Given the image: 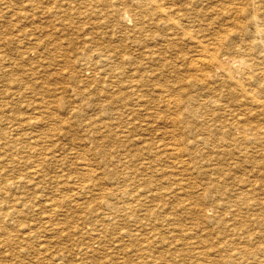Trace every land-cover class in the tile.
Masks as SVG:
<instances>
[{"label": "rangeland", "instance_id": "374dc122", "mask_svg": "<svg viewBox=\"0 0 264 264\" xmlns=\"http://www.w3.org/2000/svg\"><path fill=\"white\" fill-rule=\"evenodd\" d=\"M4 1L5 0H0V2L3 3V4L0 3V59H1L0 60V134H1L0 135V218H1L0 224L3 225V226L0 225V235H1V237H0V240H1V242H0V264H84V263L85 264H93L94 263L93 258H96L94 256L92 257L93 253H94L93 255H95V256H97L99 254L97 256V259H94L95 261L99 260V261L95 262L96 264H102V262L105 261L104 259H107V258H110L112 261H110L108 263L105 262L104 264H110V263H114V264H191L193 262H195L193 264H196L197 261H198L197 264H200V263H204L207 261V258H206L207 256L209 258L213 259V258H217L220 255L225 254V252L227 253L230 251V249L227 246L226 247L222 246L223 249H221V247H219L222 245V244H220V241L223 239L222 236L224 237V235L226 234V232H225V234L222 233L223 229H221V228H226L227 230H229L233 226L237 225V223H238V225H237L238 229H236V230H237V233H239V234L236 233L237 237L235 239H233L234 240L233 243H235V244H233V246L235 245L236 247H238V246L241 247V245L239 244L241 239L239 240L237 238H240L242 236L241 233H243V235L245 236V234H246L245 233L246 232L245 226H248V229L252 231V229H255V227L249 228V226H250L249 223L250 224L253 223V220L256 218L257 213L264 214V166H263L264 165V157H263V154H264V136H261V135H264V130H263L264 129V110H263L264 105H261V103H260L261 101L259 102V100H262V99L264 101V65H263L264 64V60H263L264 59V52H262V51H264V48H263L264 47V45H263L264 40H262L264 38L259 35V36H257V40H256V35H257L256 29H255L256 26H254V23L249 19L248 14H246V13H248V9H250V5H248V4H255L256 0H254V2H253V0H241L242 1L241 4H240V2H241L240 0L238 3L236 0H234V1H236L235 3L233 0H230V1L229 0H227V1L226 0L225 1L219 0V2H217V0H210V1L205 0L206 2L204 0H200L201 2H198L199 0L198 1L195 0L196 4L193 0H188V1H186V0H174V1L173 0H169V1L165 0L168 2V4H170V3L171 4L172 3L179 4L182 1H184V2H182L184 4H187V3L191 4L192 3L191 7H189V8L191 10L195 9L194 11L192 10L194 16L191 15L192 14L191 13L190 15H188V19H187L188 21L190 20L189 23L191 25H189V23L187 24L186 22L184 23V21H182V22L185 24L184 27L189 32L193 31V33H194L193 38H195V39L189 40L188 38H183V35H180V33H179L180 37L177 35L176 36L177 38H176L174 35H172L174 33V30H170V28H168L167 26L158 27L159 25H153L150 23V24H148V29L146 27L147 33L151 32V30H152V32L150 34L155 35L153 33V32H155L156 35H158L157 33H159L161 30V32L158 35L159 37L155 36L154 42L148 41L147 42L148 45L145 44L146 42H143V41H140L137 43L135 42V44H136L135 46H133L134 41L138 40V39H135V37H136L135 33L136 32L133 33L134 32L133 30H135V29H134V20L132 19L131 15L133 13L132 9L135 6L134 4H137L136 0H114V1L113 0H107V1L104 0L105 4L102 3L103 2L102 0H98L99 2L97 0H95V1L94 0H89V1L86 0L89 3L86 2L85 0H76L75 2H74V0H73V2L71 0V2L73 4L72 3L71 4H44L46 2H40L39 0H38V3H37V0H33L36 3H33L32 0H27V1L26 0L25 1L24 0H6L5 2ZM77 1L79 4L77 3ZM81 1H83V2H81ZM118 1H119V3H118ZM127 1H129L131 4ZM220 1H222V2H220ZM247 1H249V2L247 3ZM112 2H114V3H112ZM124 2L126 5L124 4ZM12 3H14V4H12ZM39 3H41V5ZM95 3L98 4V6ZM201 3L203 6L201 5ZM221 3H223V6L225 8L222 5H220ZM246 3L248 6L246 5ZM80 4H82L83 7ZM88 4H90L91 6L88 7L89 6ZM111 4L113 6H111ZM94 5L96 6L95 8H98V10H100V11L95 9L93 7ZM193 5H194V8H192ZM207 5H208V7L211 8V11H213V12L215 11V12L212 13L210 11V8L206 7ZM244 5H245V7H243ZM28 6H29V8H28ZM100 6H101V8H100ZM108 6L112 7V9L111 8L109 9ZM195 6L197 7V9L195 8ZM221 6H222V8H221ZM231 6L234 7V9ZM9 7H10V9H9ZM31 7H33V8H31ZM35 7H37V8H35ZM38 7H40V8H38ZM202 7H205V8H202ZM214 7H215V10H214ZM217 7H218V10L216 9ZM219 7H220V11H219ZM226 7H228V9H226ZM4 8H6V9H4ZM17 8L20 11L17 10ZM30 8H31V10H30ZM43 8L44 9L46 8V9L44 10ZM48 8H50V10ZM84 8H86L85 11H87V12L90 11L91 13L90 12L89 13L91 15L88 14L87 12L83 11ZM89 8H91V10ZM124 8H126L128 11L126 9L124 10ZM223 8L228 10V12H230V13L234 12V14L231 13L232 14L231 15L230 13L228 14L227 11L224 12L225 10ZM11 9L13 10V12L11 11ZM32 9H34V10H32ZM200 9L202 12L200 11ZM230 9L231 10L233 9V11H231ZM244 9H246L247 11ZM64 10H65V12H63ZM92 10H94V11H92ZM102 10H104V12H101ZM110 10H113V11H110ZM120 10H122V11H120ZM59 11H61L63 14ZM66 11L69 13H67ZM38 12H40L41 14L39 15ZM74 12H75V14H74ZM106 12H108V13H106ZM222 12H224V13L221 14ZM25 13L28 16L25 15ZM33 13L36 14L37 16H35ZM109 13H111V14H109ZM114 13H115V15H114ZM194 13L198 14L200 16L195 15ZM201 13H202V15H204L203 16L204 18L206 16L207 19L205 18V21H204V18L202 21ZM207 13H208V15H207ZM215 13H216V15H215ZM42 14H44L45 17ZM72 14H73V16H72ZM86 14H87V16L85 17ZM118 14H120V15H118ZM129 14H131V15H129ZM12 15H13V17H12ZM17 15H19V16H17ZM104 15H105V17H104ZM109 15L113 20L109 19L110 18ZM235 15H237V16H235ZM243 15H244V17H243ZM9 16H10V18H9ZM22 16H23V18H22ZM51 16L54 17L56 20L52 19ZM57 16L59 18L63 16L61 18L62 20L57 19L58 18ZM106 16L109 18H107ZM213 16H214V18L211 20V17H213ZM6 17H8V18H6ZM222 17H223V19H222ZM225 17H227V18H225ZM104 18H105V20H104ZM192 18H194V20H192ZM63 19H64V21H67V22H64ZM107 19L109 20L108 23H107ZM216 19H218V20H216ZM236 19L238 21H234ZM245 19L248 21H246L244 23ZM54 20L56 22L59 20H61V21L56 23ZM114 20H115V22H114ZM7 21H9V22H7ZM36 21H38V22H36ZM117 21L119 23H117ZM209 21H210V23H209ZM241 21H242V23H241ZM40 22L43 23V25ZM61 22H63V23H61ZM109 22H110V24H109ZM194 22H195V24H194ZM200 22H202V23L200 24ZM233 22H235L236 24ZM248 22L250 23V25L248 24ZM58 23L64 25V27L62 25H59ZM216 23H218V24H216ZM107 24H108V26H107ZM196 24L197 25L200 24V25H198V28H196L197 27ZM221 24H223L224 26H222ZM237 24H238V27L236 26ZM251 24H252V26H251ZM258 24H259L260 28L264 29V26L261 24V22H259ZM47 25L50 26V27L48 26L49 29L46 28ZM65 25H67L66 28H65ZM112 25L114 28H111ZM188 25H189V27H188ZM214 25L216 26L215 28L211 27ZM233 25H234V27H233ZM245 25H247V26L245 27ZM43 26L45 29L43 28ZM60 26H62L63 28ZM130 26L131 27L133 26V27L131 28ZM154 26H156L157 29H159V30H155L156 28ZM194 26H196V27H194ZM205 27H206V29H205ZM207 27H209V28H207ZM222 27H224V28H222ZM54 28H55V30H53ZM60 28H61V30H60ZM68 28H69V30H66V32H65L64 29H68ZM127 28L129 29L128 31H126ZM199 28H201L202 30ZM253 29L255 32L253 31ZM42 30H43L44 34H42ZM49 30L51 31V33L49 32ZM123 30H125V31H123ZM237 30H239V31H237ZM240 30L241 31L243 30L242 33H240L241 32ZM129 31H131L130 32L131 34L129 33ZM165 31H167V34ZM197 31H198V33H197ZM210 31L212 32V35L210 34L211 33ZM39 32H41V33H39ZM120 32H121V34H119ZM123 32H124V34H122ZM168 32H169V34H168ZM229 32H230V34H229ZM243 32H245V33H243ZM45 33H47L46 36H45ZM52 33H53V35H52ZM60 33H61V35H60ZM132 33H133V35L135 34V36H133ZM170 33H172V34H170ZM193 33H191V34H193ZM110 34H111V36H110ZM165 34L167 35L168 39L166 38ZM198 34L199 35L202 34V35H200L201 36L200 38H199ZM222 34L224 37L222 36ZM237 34H238V36H237ZM48 35H50V36H48ZM208 35L211 36V40H210V37ZM253 35H254V39H253ZM13 36H15V37H13ZM28 36H29V38L31 37L33 40L29 39V38L26 39V37H28ZM113 36H115V37H113ZM207 36H208V38H207ZM221 36L223 37L224 40L221 38ZM247 36H248V38H247ZM18 37H19V39H18ZM118 37H119V39H118ZM123 37L124 38L127 37L126 39H128V42L126 39H122ZM173 37H175V38H173ZM203 37H205L206 39L205 38L203 39ZM243 37H244V39H243ZM258 37H260L261 39ZM114 38H116V39H114ZM164 38L166 40H164ZM196 38H197V41L199 40L198 42L195 41ZM226 38H228V39H226ZM36 39L39 42L40 41L43 42L42 43L43 46H40L41 42L38 44V42L35 41ZM42 39H43V41H42ZM157 39L160 42H158ZM178 39H179V41H178ZM186 39H188V40H186ZM231 39H232V41H231ZM49 40H50V42H49ZM97 40H99V41H97ZM171 40L173 42H170ZM258 40H259V42L261 41L260 44H258ZM4 41H6V42H4ZM28 41L30 42V44ZM47 41L49 44L51 43V41H52V43L49 45V44H47ZM109 41H111V42H109ZM205 41H207L206 42L207 47H206ZM217 41L222 42L223 48H220V46L218 44H221V43L220 42L218 43ZM238 41H240V42H238ZM242 41H244V42H242ZM245 41H247V42H245ZM256 41H257V43H256ZM44 42H46L47 45ZM101 42H102V44H101ZM149 42L150 43L152 42V43L150 44ZM163 42H164V46H163ZM166 42H168V43H166ZM235 42H237L238 44H236ZM116 43H117V46L115 47ZM121 43H124L126 45V46L123 45V47H126V49L121 48L122 49L121 50L120 48H117L118 46L119 47L122 46ZM142 43H144L145 45ZM160 43H162V44H160ZM188 43H189V45H188ZM194 43H196V44H194ZM199 43H202V45L204 47L208 48L209 50L208 49L207 50L209 52L213 51V53H215L218 56H221L223 54L222 55L223 57H229L230 59L235 58L236 60H241L243 57V58H245V60L242 59L241 61H243L244 63H248V64L252 63V64H249V66L252 65L253 68H254V65L257 64V66H255L254 69L252 67H250L248 69V76H246V78H245V75L243 76L242 72L239 71V69L237 70L238 67L236 65L231 66L230 72L232 71L231 74L233 76V80H232V83L229 84L230 86H232V87H230L228 85V83H226V82L223 83L224 80L226 81V75H224V74L222 75L221 72L216 71L214 64L212 65L213 67L211 65L210 66H203L202 65V67L204 69L201 67V64H203L201 59L204 58V56H202L203 54L201 55V51H200L201 47H199ZM36 44H38L39 46L35 47ZM111 44L113 45V47ZM154 44H156V45H154ZM170 44H172V46ZM184 44H186V45H184ZM211 44H213V46ZM244 44L247 46V48ZM23 45H25V46L22 47ZM54 45L55 46L57 45V47L54 48L55 47ZM137 45H138V47H137ZM140 45L142 46V48L144 46V49H142ZM150 45H152L153 47L151 46V48H150ZM183 45H184V47L182 48ZM248 45H249V47H248ZM259 45L260 46L262 45L261 46L262 49L260 48ZM47 46L50 48H46ZM97 46L98 47L101 46L100 50H98L99 48ZM147 46H149V47L147 48ZM158 46H159V50L157 49ZM176 46H177V48H176ZM211 46L214 47V49ZM38 47H39V49H38ZM108 47L110 48L109 50H108ZM114 47L116 49H119V50H116ZM136 47H137V50L135 52ZM139 47L142 51L139 49ZM179 47H180L181 51H182V49H183V51H185V50L186 51L184 53L182 51L181 52L182 54H181ZM105 48H107V49H105ZM111 48H112V50H111ZM152 48L154 50H152ZM163 48H164V50H161ZM173 48L177 52H175V50ZM196 48H198V49H196ZM226 48H227V50H226ZM16 49H18L19 51ZM43 49L45 52H42ZM149 49L151 50V52L149 51ZM215 49L217 50V52L215 51ZM222 49H225V50H222ZM232 49H234V50H232ZM246 49H247V51H246ZM259 49H261V50H259ZM51 50H52V52H51ZM88 50H89V52H87ZM105 50H107V51H105ZM146 50L148 53H146ZM194 50H196V52ZM235 50H236V53L237 52L238 53L237 54L235 53L234 55H232L235 52ZM40 51L42 52V54L46 53V55H47V53H48L49 56L47 57L45 55V57H44V55L40 54L41 53ZM99 51L100 52L103 51V53H102L103 56L99 53ZM160 51H162V52L164 51L163 53L161 52L163 54L162 56H161V53H159ZM49 52H50V54H49ZM90 52L92 54L93 53L94 54L91 55ZM107 52H108V54H107ZM111 52L114 55H119V56H121L122 54L124 55L127 52L125 54V56L126 55H128V56L133 55V58H134V56L139 57V59H138V57L137 58L135 57L136 63H137V70H138L137 75L141 76V79H142L141 82L143 83V86H140L141 88H140L139 92L141 94L143 92H145V93H143V95H145L143 97H145L144 99L147 98V100H144L143 98H139L140 100L138 102H135L134 100L132 101L133 98H131V99L129 98V96H131V97H134V96H132L133 94H132V92H130L131 89L128 86L129 84L127 83L128 81L126 79L129 80L130 76L133 72L131 70L132 69L131 63L133 62V60L126 57L127 60L125 59L126 60L125 64L122 63L124 61H122L120 63L116 56H114V55L112 56ZM117 52H120V53H117ZM152 52L155 54L153 55ZM226 52H227V54H224ZM243 52H244V54H243ZM258 52H260L261 54H259ZM136 53H138V54H136ZM139 53H143L145 56L144 55L142 56V54H139ZM151 53H152V56L149 55ZM164 53L167 55H165ZM172 53H174V54H172ZM187 53L189 56L186 55ZM194 53L196 55H193ZM245 53H247V54H245ZM255 53L256 54L258 53V55L256 56ZM106 54L110 58V60H108V61L104 58V55H106ZM100 55H101V57H100ZM139 55H141V56H139ZM157 55L160 56L159 60L156 59ZM170 55H173V57H171ZM174 55H175V58H174ZM249 55H250V57H252V60L248 59ZM158 56H157V58H158ZM50 57L53 58L52 60L53 61L55 60L56 63L51 61ZM141 57H143V58H141ZM151 57H154V58H151ZM182 57L184 60L181 59ZM200 57H202V58H200ZM260 57H261V60H260ZM96 58H98L99 60ZM149 58L152 60L156 59L155 61L158 63H156L154 61L155 62V64H154V62L152 60H150ZM163 58L165 60H163ZM170 58H172V59H170ZM173 58H174V60H173ZM28 59L30 61H27ZM42 59H44V60H42ZM148 59L150 60L149 61L150 63L148 62ZM254 59L258 63H256V61ZM94 60L99 61L98 64H97V61L95 62ZM188 60H190V62ZM191 60L192 61L196 60V62H195L196 64H193L194 62H192ZM45 61H48V62L46 63ZM112 61H114V63ZM161 61H163V62H161ZM164 61H166L167 63ZM170 61L173 64H171ZM25 62H28V63L25 64ZM37 62H38V64H37ZM85 62H88L87 68H86L87 65L86 66L84 65V64H86ZM115 62H117V63H115ZM145 62L146 63L148 62V63L146 64ZM184 62H187V63H184ZM109 63H110V65H109ZM90 64H91V66L92 65L93 66L90 67ZM120 64H122L123 66ZM129 64H131V65H129ZM157 64H159V65H157ZM174 64H177V66L178 65L179 66L177 67ZM191 64L194 66H190ZM197 64L198 65L200 64V65L198 66ZM116 65L118 66V69H117V67H115ZM142 65H144V66H142ZM145 65L148 68L145 67ZM151 65L152 66L154 65V67H152ZM168 65H169V67H168ZM173 65H174V67H173ZM183 65H184V67H183ZM99 66H101V67H99ZM113 66L116 68V69L114 68V70H117V71L113 70ZM126 66H127V68H126ZM139 66L141 69L139 68ZM162 66L165 69L160 68ZM43 67H45V68H43ZM93 67H95V68H93ZM104 67L105 68L107 67L109 69L106 68L107 69V71H106ZM144 67H145V69H144ZM158 67L160 68V71H159ZM259 67H262L263 70H262V68H259ZM89 68H91V69H89ZM110 68H112V70ZM142 68L144 70L149 69V70H146L149 72L145 71L144 75H143ZM153 68H156V69H153ZM182 68H184V69L186 68V70L188 71V72L186 71L187 72L186 73L185 70L183 69L185 72V75H182L184 73ZM192 68H194V69H192ZM197 68H200V69H197ZM201 68L203 69V71ZM95 69L97 70V72H95L96 71ZM166 69H169V70H166ZM98 70L101 71L102 74L101 73L99 74ZM254 70H255V72H254ZM258 70L259 71L261 70L260 71V72H262L261 75H260V72ZM32 71H34V72H32ZM36 71H38V72H36ZM109 71L110 72L112 71L115 74L112 72L110 73ZM119 71H120V73H119ZM127 71L128 72L132 71V72L128 74ZM139 71H141V72H139ZM152 71H155V72H152ZM164 71L166 72V74L164 73ZM201 71L203 72L202 76L200 74V73H202ZM126 72H127V74H126ZM169 72H170V74H169ZM239 72H240V74H239ZM145 73H148L149 75H145ZM116 74H119V75L116 76ZM140 74H142L143 76ZM194 74H196V75H194ZM212 74H215V75H212ZM251 74L254 76H252ZM72 75H74V76H72ZM112 75L114 76L113 78H112ZM179 75L183 76V77H181V80H180ZM92 76H93V78H92ZM122 76L123 77L125 76V78H123ZM145 76L148 80L146 78H144ZM178 76H179V80H178ZM210 76L211 77L213 76V78H211ZM159 77L162 78V80ZM224 77H225V79H224ZM251 77L253 78L252 80H251ZM257 77H259V78H257ZM86 78H87V80H86ZM101 78H103V79H101ZM106 78L108 81L106 80ZM121 78H123V79H121ZM186 78H187V80H186ZM194 78H196V79H194ZM201 78L204 79L206 82L209 81V83L204 82ZM217 78H219V79L217 80ZM93 79L95 81H93ZM116 79L117 80L119 79L118 81H120V84H119L120 86L117 84L118 82ZM165 79H166L167 84L162 82ZM123 80H125V81H123ZM154 80L155 81L158 80V82L155 83ZM199 80H201V81H199ZM215 80H216V82H215ZM240 80H242L241 81L242 83H240ZM109 81L111 82V84L108 83ZM147 81H148V83L152 84L154 87L152 85L148 84ZM167 81H170V83ZM197 81H199V83H197ZM210 81H211V83H210ZM145 82H146L147 87L145 85ZM173 82L176 84H174ZM248 82H250V83H248ZM104 83L105 84L108 83L109 86H106L107 84L103 85ZM124 83H126V85H124ZM161 83H163V84H161ZM201 83H202V85H201ZM203 83H204V85H203ZM255 83H257V85ZM113 84L116 86H114ZM155 84H157V85L155 86ZM111 85L113 86V88L115 87L116 90L112 89ZM159 85H161V86H159ZM164 85L167 87V89L172 90L173 87H174L173 90L176 88L177 89L174 90L175 91L174 93H172L173 90L171 92V90L165 89L166 87ZM193 85H195V87ZM200 85H201V87H200ZM219 85H221V86H219ZM250 85H252V86H250ZM83 86H86V87L88 86L87 87L88 90L86 88H84ZM102 86H103L102 89H103V91H105V93H103V91L100 90ZM157 86H158V88H157ZM204 86H206V87L209 86V87L206 88ZM242 86L243 87L245 86V87L243 88ZM246 86L251 88V89L246 88ZM95 87H97V88H95ZM144 87H146V88L144 89ZM151 87H153V89L154 88L155 89L152 90ZM162 87H165V88L163 89ZM184 87H186L187 89ZM82 88H84V90ZM107 88L112 93H110L107 90ZM188 88H189V90H188ZM213 88H214V90H213ZM252 88H254V89H252ZM81 89L83 91H81ZM94 89L95 90L97 89L96 94H95ZM233 89H234V91L232 92V94L234 96L230 93ZM241 89H243V90H241ZM99 90H100L101 94L99 93ZM127 90H129V91H127ZM146 90H150V91H146ZM198 90H201V91H198ZM203 90H204V92H202ZM211 90L213 91V93ZM252 90L255 92L253 93ZM256 90L258 91L257 94H256V92H257ZM151 91H153L155 94L153 92H152L153 93L152 94ZM163 91H165L167 94ZM169 91L171 93H168ZM223 91L226 93L229 91L230 92L226 95V93H221ZM235 91L237 92L236 96L234 93ZM81 92H83V93H81ZM176 92L178 94H176ZM199 92H201V93H199ZM209 92H211L212 94H210ZM259 92H260V94H259ZM89 93H91V94L89 95ZM120 93H121V96H120ZM159 93L160 94L165 93L166 96L163 98V96H162L163 94H162L161 97H159L160 96ZM189 93H190V95H189ZM92 94H94V95H92ZM107 94H109V96ZM127 94H130V95H127ZM170 94H171V96H170ZM180 94L183 96L185 94L186 95L188 94V95L187 96L185 95L183 97ZM193 94L194 95L196 94V95L194 96ZM209 94L212 97H210ZM217 94L221 98L220 100H219V97H217L218 96ZM220 94H222L223 96ZM244 94H246V95H244ZM91 95L96 97V99L91 98L92 97ZM106 95H107V97H106ZM146 95H149V96H146ZM156 95L158 98L156 97ZM203 95L205 98L203 97ZM110 96L113 98H111ZM150 96H154V97H150ZM167 96L170 99L172 98L171 100L174 103L175 102L178 103L177 100L179 101V99L182 101H185V98L187 100H192L191 102L189 101L190 102L189 107L191 109V107L194 106L191 109V111L192 112L194 111V112L193 113L191 112L189 114H183V116L184 115L186 116V117L184 116L185 118L183 116L180 117L179 116L180 112L177 111L176 107H174V103L173 102L168 103V102H166L167 100L164 101L166 98H168ZM119 97L121 98V100L125 104L120 100ZM126 97H128L130 99V100H128L130 103V106H129V103L127 101L128 98H126ZM148 97H150V99L153 101H151V100L148 101ZM192 97H194V98H192ZM222 97H224V99ZM237 97L240 99H238ZM125 98H126V100H125ZM249 98H250V101L252 103L249 101ZM107 99H111V100L113 99V100L112 101H106ZM155 99L156 100L158 99V101H156ZM227 99H229L227 102L228 104L226 103ZM194 100H195V102H193ZM202 100H203V103H202ZM205 100H207V102ZM163 101L166 103H164ZM263 101H262V104H264ZM109 102L110 103L113 102L116 105H113V104L108 105ZM121 102L123 104H121ZM143 102H144V105H143ZM179 102H181V101H179ZM217 102H218V104H217ZM239 102H241V103L239 104ZM139 103L142 106H144V108ZM193 103H195V105ZM133 104L134 105L136 104V105L134 106ZM180 104L182 105V103H180ZM117 105H119V106H117ZM125 105L127 107H125ZM145 105H147V106L151 105V106H150V108H146ZM152 105H153V107H152ZM154 105H156L155 108H154ZM165 105H168V106H165ZM247 105H249V106H247ZM254 105H256V106H254ZM49 106H50V109H48ZM132 106L135 109L138 107L135 112H134L135 109H133ZM139 106H140V108H139ZM164 106L166 107V110L164 109ZM212 106H215V107L213 108ZM216 106H218V107L216 108ZM236 106H238V108ZM115 107H116V109H115ZM122 107L124 109H120ZM128 107H129V110H128ZM211 107L215 110L212 111L213 109ZM255 107L257 108L258 111L255 109ZM105 108L108 110H106ZM151 108H153V110H154L153 112H155V113H153L152 111H151L152 114L149 113L150 112L149 109L152 110ZM234 108L235 109L237 108V109L235 110ZM160 109L163 110V112H165V113H163ZM196 109H198L199 111L200 110H202V111L199 112ZM231 109H233V110H231ZM240 109L241 110L245 109V110H248L250 112L244 110V114H243V112H241ZM115 110H117L116 116L114 115ZM127 110H128V113L126 114ZM131 110L133 113L129 112ZM142 110H144V111H142ZM206 110H207V112H206ZM108 111L110 112L108 114L109 117L107 116ZM118 111L120 112V115H119ZM160 111L162 112V114H164L163 116H162ZM174 111H175V113H174ZM143 112L146 116H144ZM171 112H173L174 115H172ZM236 112H238V113H236ZM246 112L249 115H247ZM141 113H142V115H141ZM197 113H199V116ZM215 113L218 116L220 115V117L217 118L218 116L215 115ZM104 114H105V116H104ZM135 114L138 116H136ZM221 114H223V116ZM239 114H240V117L238 116ZM255 114H258L259 116L255 115ZM140 115H141V117H140ZM148 115H149V117H148ZM166 115L168 117L170 116L171 118L169 117L167 119ZM208 115H209V117H208ZM241 115L244 116L243 118L245 120L243 118H241L242 117ZM262 115H263V117H262ZM117 116H118V119H117L118 124L122 120V122L120 123L121 125H123L124 127H125V125L127 127H130L132 125V129H131V127L124 129L123 126H120L117 123H115L116 122L115 119L117 118ZM124 116H127V117L129 116V118L124 117ZM135 116H136V118H138V121L136 118H134ZM177 116L180 117L179 118L180 120L179 119L176 120ZM194 116H196L197 118H195ZM210 116H212V117H210ZM226 116H227V119H225ZM228 116H230L231 118ZM253 116H254V119L252 118ZM255 116H258L262 119L255 117ZM158 117H160V118H158ZM162 117H164V118H162ZM165 117H166V119H165ZM132 118L134 120H132ZM221 118H223V119H221ZM34 119H36V121ZM123 119H126V120H123ZM150 119H151V121H150ZM181 119H185V120L183 121ZM195 119H197V120H195ZM198 119L202 120V121L200 122ZM215 119L218 121L220 119L219 124H217L218 122ZM233 119H234L235 123H233L234 121L232 122ZM247 119H249V122ZM28 120H30V122ZM155 120H157V121H155ZM192 120L194 121V123H192L193 122ZM208 120H209V122H208ZM223 120L224 121L226 120L225 123H222V122H224ZM260 120H261L263 126L261 125ZM21 121H23V122H21ZM133 121H134V123H133ZM135 121H137L136 122L137 124L135 123ZM139 121H140V123H139ZM152 121L154 123L156 122L155 125H153L154 123ZM170 121H172L173 124ZM175 121L176 122L178 121L177 124ZM181 121L183 123H185V122H187V123H185L183 125V123L182 124L180 123ZM210 121H211V123H210ZM245 121L248 123H246ZM250 121L254 122V123H250ZM32 122H34V123H32ZM124 122H126V123H124ZM145 122H147V123H145ZM162 122H163V124H161ZM202 122H204V123H202ZM25 123H27V124H25ZM103 123H106V124H103ZM110 123H111V125H110ZM149 123H152V124L150 125ZM188 123H191V124H188ZM208 123H210V124H208ZM220 123H221V125H220ZM230 123L232 124V126H228V125H231ZM237 123H239V124H237ZM35 124H38V125H35ZM199 124H201V125L203 124L202 127L203 128L205 127L206 129L205 128L203 129L202 127H200L201 125H199ZM205 124H207V125H205ZM211 124H213V125H211ZM214 124H216V125H214ZM246 124L249 125V131L250 132L248 131V126H245ZM18 125H19V127H18ZM26 125H27V127H26ZM99 125H101V126H99ZM137 125L139 128H136ZM143 125H145V126H143ZM159 125L161 126L162 131H161V128ZM163 125H165V126H163ZM170 125H171L173 130L171 129V127H169ZM188 125H189V128L187 130L190 132L189 142L190 141H191V143L193 142V145L196 143V146L194 145L195 148L191 143L187 142L185 144L184 143L180 144V142L178 141V139L180 138L179 136L181 134L180 132L182 131V129H184L185 126H188ZM192 125H193V127H192ZM238 125H241V126H238ZM29 126H31V127H29ZM134 126H136V127H134ZM148 126L149 127L152 126L151 128H149V131L147 130ZM213 126H214V128H212ZM106 127L107 128L109 127V129L111 128L112 130L111 129L105 130ZM133 127L135 128V130ZM145 127H146V129H145ZM233 127L236 130H234ZM13 128H14V130H13ZM15 128H17V130H16L17 132L15 131ZM102 128L105 132L103 130H101ZM116 128H118L119 130ZM196 128H198V129L196 130ZM215 128H217L220 131H218ZM240 128H243V130ZM98 129L101 133L98 131ZM140 129L143 131H141ZM156 129H157V131H159L160 135L158 134ZM164 129H166V130H164ZM168 129L171 130V133H169L170 131ZM179 129H180V131H179ZM193 129L196 131V133H198V136H196L197 138L195 137V135H196L195 131L193 133ZM222 129H223V132H222ZM136 130H137V132H136ZM145 130H147L148 132H150V130H151V132L148 133ZM163 130H164V132H163ZM224 130H225V134H224ZM229 130H230L231 134L228 133ZM232 130L238 131V132L234 133V131H232ZM240 130H241V132H240ZM111 131H113V133H115V134H112L113 136L111 135V133H112ZM121 131L124 133H122ZM155 131L157 132V134H155ZM176 131H177V133H176ZM96 132H99V133H96ZM128 132H130L129 134H131V132L134 134L129 135ZM205 132L206 133L208 132V134H206ZM217 132H219V133H217ZM232 132L235 134V136ZM258 132H260L261 135ZM12 133H14V134H12ZM92 133H93V135H92ZM105 133H106V135H104ZM117 133L118 134L122 133L123 135L122 134L118 135ZM161 133H163V134H161ZM167 133H169V134H167ZM178 133H180V134H178ZM191 133L193 134V138L195 139V140L193 139L194 141L192 140V134ZM200 133H202V134H200ZM238 133H240L239 137H238ZM249 133H250V135H249ZM30 134H31V136H30ZM95 134H96V136H95ZM145 134H146V137H143V136H145ZM149 134H152V135H149ZM172 134H174V136ZM252 134H254V135H252ZM114 135H116L115 136L116 138L114 137ZM134 135L136 137L138 135L139 137L136 138ZM147 135H148V137H147ZM158 135H159V137H158ZM205 135L209 139L206 138ZM246 135H249V136H246ZM257 135L259 136V139H258ZM140 136H141V138L143 137V140L146 139L145 140L146 142L143 141L140 138ZM152 136H154V137H152ZM162 136H163V139H162ZM167 136H168V138H167ZM245 136H246V138H245ZM252 136H254V137L252 138ZM157 137H158V139L160 138L161 141L158 142ZM165 137H166V139H165ZM174 137H176V138H174ZM198 137H200V138H198ZM212 137H213V139H212ZM224 137L226 140L225 139L222 140ZM217 138H218V140H217ZM248 138H250V140ZM120 139L121 140L123 139V140L121 142H119L118 140H120ZM131 139H132L133 143L131 142ZM173 139L176 140V142L178 141L179 151L177 150V151L167 152V154H165V155H166V157L170 156V158H169L170 160H168V159L166 160L165 155L161 154L162 155L161 156L159 154H160V151H162V152L165 151L166 148L163 147L165 145V143L166 144L168 142L172 143V141H174ZM232 139H234V140H232ZM252 139H253V142H252ZM255 139L257 142L256 141L254 142ZM138 140H140V141H138ZM196 140H197V142H195ZM201 141H203V142H201ZM234 141L236 143H238L239 141H241V142L236 145V143ZM249 141L252 142L254 145L252 143H249ZM129 142H131V143H129ZM152 142H154V143L152 144ZM205 142H206V144L208 143V145H209L208 147H205L206 144H203ZM214 142H215V144H213ZM216 142H218V143L216 144ZM197 143H199V144H197ZM220 143H222V145ZM233 143H235V145ZM241 143L244 146L241 145ZM258 143H260V144H258ZM142 144H144V145L142 146ZM150 144L152 147L147 146ZM159 144H161V148H160ZM182 144H184V145H182ZM223 144H226V145L224 146ZM227 144H229V145L231 144L230 147ZM250 144H251V146H250ZM130 145H131V147H130ZM146 146L148 148H152V149L151 150H149L148 148L146 149ZM157 146H159V148H157ZM201 146H202V148H201ZM215 146H216V148H215L216 150L214 149ZM222 146H223V148H222ZM237 146H239L241 148H238ZM144 147H145L146 151H149V152L151 151L150 154H149V152L145 153ZM184 147H185V149H183ZM203 147H205V148H203ZM248 147L250 149H248ZM253 147H255V149ZM139 148L141 149V151H138ZM235 148L237 149V152H236ZM153 149H155L154 152H153ZM193 149L195 150V152L192 151ZM221 149H223L222 152H221ZM251 149H253V150L251 151ZM189 150H191V151H189ZM199 150L201 151V154H200V152H198ZM207 151H209V152L206 153ZM210 151H212L213 153ZM242 151L244 153L245 152L246 153L244 154ZM253 151H254L255 155H253L254 154ZM181 152H182L181 155H183V156L180 155ZM217 152H219V153L217 154ZM238 152L240 153V155H238L239 154ZM257 152H259L261 154L259 155V153H257ZM134 153H136V156L138 154L140 156L138 155V157H135ZM147 153H148V155H147ZM191 153H192V155H191ZM228 153H229V155H228ZM174 154H175V156H174ZM209 154H212L213 156L209 155ZM219 154H221L222 156ZM224 154H227V155H225V156H227L226 158H225ZM241 154H243V155L241 156ZM204 155H207V156L209 155V156L207 157ZM233 155H234V157H233ZM141 156L147 157V158H142ZM172 156H174V157H172ZM202 156H204V157H202ZM219 156H221V157H219ZM185 157H187V158H185ZM189 157H191V159ZM217 157H218V159H217ZM229 157H231V158H229ZM258 157L259 158L262 157V158L258 159ZM153 158L155 159V161ZM180 158L181 159L184 158V159L181 160ZM202 158L205 160H203ZM219 158L220 159L222 158V160H220ZM157 159L158 160L160 159L161 161H156ZM194 159H196V160H194ZM210 159L212 160L213 163L214 162L215 163L214 164L211 163ZM231 159H234V160H231ZM151 160L153 162H151ZM206 160L209 162L207 163ZM143 161H146V162L149 161V163L147 162L149 165H147V163L143 162ZM162 161H164L163 162L164 165L161 163ZM180 161H183V162L180 163ZM184 161H186V162L184 163ZM190 161H191V164H189ZM196 161H200V162L198 163ZM204 161H205V163H203ZM150 162H151V164H150ZM261 162H262V164H261ZM157 163L159 164V167H158ZM187 163H188V165H187ZM219 163H221V164H219ZM223 163H224V165H223ZM225 163H226V165H225ZM178 164L181 167L177 166ZM194 164H196V165H194ZM205 164H207V165L205 166ZM227 164L229 166H227ZM144 165H146L147 167ZM150 165H152L151 168H150ZM191 165H194V166H191ZM210 165H211V167H213V169L210 167ZM83 166H85V168ZM161 166H165V167H161ZM218 166H219V168H217ZM221 166H223V167H221ZM144 167H146V169ZM153 167H155V169L157 167V169L155 170ZM167 167H168V169H167ZM178 167H179V169H178ZM190 167H192V168H190ZM205 167H207L209 169H207V168L205 169ZM214 167L216 168V170L214 169ZM148 168L150 169L151 173L149 172ZM173 168L175 170L176 169L177 170L175 171ZM193 168L194 169L198 168V169L194 170ZM200 168H202L203 170H201ZM180 169L182 170V172ZM225 169L227 170L226 172H225ZM151 170H154V172ZM187 170H188V172H187ZM208 170H210V171H208ZM165 171H166V175H164ZM203 171L204 172L206 171V172L204 173ZM168 172L169 173L171 172V173L169 174ZM176 172H177V174H174ZM209 172H210L209 175L212 177H210L208 175V178H206L205 176H207L206 174H208ZM159 173H161V174H159ZM178 173H180V175ZM149 174L150 175L152 174L153 178L151 176L149 177ZM156 175H158V176H156ZM175 175H177V177ZM184 175H185V177H184ZM178 176H179V178H178ZM181 176H182V178H181ZM157 178H159V179H157ZM150 179H152V180H150ZM210 179H211V181L209 182ZM222 179L225 181H222ZM248 179H250V180H248ZM213 181H214V184H213ZM219 181H220V183H218ZM222 182H224V183H222ZM210 183L213 186H211ZM247 183H250V186H249V184L247 185ZM254 183L255 184L257 183L258 185L257 184L255 185ZM221 184L222 185L224 184V187H226V188H224ZM206 185H208V186H206ZM259 185H261V186L258 187ZM88 187H89V189H88ZM248 187L250 188L249 190H248ZM252 187H253L254 191L251 190ZM80 188H82L84 190L82 191V189H80ZM203 188H204V190H203ZM221 188H222V190H219ZM245 188H247V189H245ZM213 189L215 192L213 191ZM223 189H227V190H223ZM261 189H262V191H261ZM244 190H245V193L243 192ZM259 190H260V192H258L259 194L258 193L256 194V192ZM85 191H86V193H85ZM209 191H211V192L209 193ZM219 192L224 193V195L227 196L228 198L222 194L220 195ZM241 193H242V195H241ZM176 194H178V195H176ZM209 194H211V195H209ZM133 195H135L136 198ZM202 195H204V196H202ZM222 196H224V197H222ZM198 197H200V198L203 197L202 203H200V204L198 201V200H200V198L198 199ZM229 198H230V201H229ZM232 200H233V202L234 201H236V202L232 203L231 202ZM133 201H134V203H133ZM197 202H198V204H197ZM230 203H232L231 204L232 206L230 205ZM261 203H263V205H261ZM239 204H241V205H239ZM187 205L189 207H186ZM254 205H256V206H254ZM195 206H196V208H194ZM227 206H229V207L231 206L232 209L227 207ZM243 206L246 208V210H245V208H243ZM130 207H133V208L131 209ZM235 207L237 209H235ZM238 207H239V209H238ZM122 208L123 209L125 208L124 210L128 211V212L125 211L126 215H127V213L130 214V215H127L126 220L123 219V217L126 218V215L120 213ZM201 208H204V209H201ZM251 208L254 210L251 211L250 210ZM115 210L117 212H115ZM130 210H132L131 211L132 214H131ZM257 210H259V212H257ZM219 212H220V214L218 216ZM215 214H217V215H215ZM128 216H131V217L129 218ZM204 216H206V217H204ZM115 217H116V219H114L115 221H113V218H115ZM211 217L214 219H211ZM2 218L4 221H2ZM118 218L119 219L121 218L122 220H125V221L119 220ZM249 218H251V219H249ZM236 220H238V221L236 222ZM116 221H117V223L120 224L121 227H124V228L126 227L127 229L134 230L135 232H133V231L132 232L136 233V236L134 238H132L130 241L126 240V238L125 239L123 238L124 240L121 242L120 246L117 249H115L113 247L111 242H109V245L107 243L106 247H109L108 248L109 250H111L110 248H112V247L114 248V253H113V249H112V251H111L112 254L109 255V254L105 253V251H101V250H104V248L102 249V247L101 248L99 247V240L97 239V236H98V234H101L104 232V230H106L110 237L112 236L114 238H118L119 235L115 229ZM214 221L217 222V224ZM1 222H3V223H1ZM113 222H115V223H113ZM127 222L129 224H125ZM219 222H221V224H223V226L219 225L220 224ZM223 222L229 228L225 227L224 226L225 224ZM230 223H231L232 227H230L231 226ZM112 224H113V226H112ZM217 226H219V227H217ZM96 228H99V229H96ZM182 228H184V230ZM216 228L218 229V231L220 229V231H219L220 233L217 231ZM180 229H182V231ZM213 229L214 230L216 229V230L214 231ZM201 230L203 231V233ZM211 231H213L214 233L213 232L211 233ZM184 232L185 233L187 232V233L184 234ZM194 232H196V233H194ZM180 233H181V235H180ZM193 233H194L195 237H194ZM207 233H210V234L208 235ZM216 233H217V235H216ZM88 234H89V236H88ZM213 235H214V237H213ZM229 235L232 236V231ZM184 236H186V237H184ZM215 236H218V237H215ZM182 237L185 240H183ZM190 237H191V239H190ZM206 237L207 238L209 237V238L207 239ZM232 237L234 238V235ZM199 239L201 242H199ZM258 239H257L258 241H256V242L253 241L254 245H250V247L251 246L254 247L255 245L258 247L263 245V247H264V241H263L264 238H258ZM182 240H183V244L181 243ZM203 240H205L206 242H204ZM215 240H216V242H215ZM202 241L204 242L203 244H202ZM236 242H239V243H236ZM191 244H193V245L195 244V246L193 247ZM197 244H198V247H200L201 249L200 248L198 249ZM241 244H243V243H241ZM208 245L209 246L211 245L210 249H212V247L214 249L216 246L215 249L218 248L221 251L218 249L217 250L214 249L215 251L213 249H212L213 251L205 249V248L209 249V247H207ZM87 246L90 247L91 250L92 249L93 250L91 251L90 248H88ZM187 246H191V247H187ZM196 247H197V249H196ZM86 248H88V252L85 250ZM192 248H193V251L190 250ZM194 248H195V250H194ZM202 248H204V249H202ZM94 249H96V251ZM224 249H226L227 251ZM201 250L205 254L204 253L203 254L196 253V252L202 253ZM82 251L83 252L86 251L85 256H84V253ZM205 251H207L208 255H206L207 253ZM100 252H102V253H100ZM216 252H219V253H216ZM88 253H89V255H88ZM259 253L262 254L263 252L262 251L256 252V254L258 256H259ZM103 254H106V255H103ZM216 254H217V256H215ZM80 256H81V258H80ZM83 256L85 259L83 258ZM101 257H103V258L101 259ZM100 261H102V262H100Z\"/></svg>", "mask_w": 264, "mask_h": 264}, {"label": "bare ground", "instance_id": "6f19581e", "mask_svg": "<svg viewBox=\"0 0 264 264\" xmlns=\"http://www.w3.org/2000/svg\"><path fill=\"white\" fill-rule=\"evenodd\" d=\"M5 1H6V0H5ZM5 1H4V2H5ZM24 1H25V0H24ZM26 1H27V0H26ZM32 1H33V0H32ZM39 1H40V2H46V3H44V4H71V3L73 2V0H72V2H71V0H39ZM75 1H76V0H74V2H75ZM85 1H86V0H85ZM88 1H89V0H88ZM88 1H86V2H88ZM94 1H95V0H94ZM94 1H93V2H94ZM97 1H98V0H97ZM102 1H103L102 3H104V0H102ZM106 1H107V0H106ZM106 1H105V2H106ZM113 1H114V0H113ZM136 1H137V4H134L135 6H134V8L132 9V10H133L132 15L129 14V15H131L132 19L134 20V29H135V30H133V29H132V30L134 31L133 33L136 32V33H135V34H136L135 39H138V40H135V41H134V45H133V46L136 45L135 42L137 43V42H140V41L146 42L145 44H147V45H148V43H147L148 41H153V42H154V40H155L154 37H155V36H158L159 33L161 32V30H160L159 33H157L158 35H156L155 32H153L155 35L150 34V33L152 32V30H151V32L148 31L149 33H147L148 24H150V23L153 24V25H159L158 27H161V26L165 27V26H167L168 28H170V30H174V33H173V34L170 33V34L174 35L175 37H176L177 35L179 36V33H180V35H183V38H188L189 40H191V39L194 40V39H195V38H193V35H194L193 31H192V32L190 31L191 33H193V34H191V33H190V32L184 27V26H185L184 23L186 22V23L188 24L189 21H190V20H189V21L187 20V19H188V15H190L191 13H192L191 15H193L192 10H193V11L195 10V9H192V10H191V9L189 8V7H191L192 3H191V4H190V3H189V4H188V3H187V4H184V3H182V2H184V1H182V2H181L182 4H181V3H179V4H174V3H172V4H171V3L168 4V2L165 1V0H136ZM168 1H169V0H168ZM173 1H174V0H173ZM186 1H188V0H186ZM193 1L195 2V0H193ZM197 1H198V0H197ZM204 1H205V0H204ZM209 1H210V0H209ZM224 1H225V0H224ZM226 1H227V0H226ZM229 1H230V0H229ZM233 1H234V0H233ZM236 1H237V3L239 2V0H236ZM236 1H234V3H235ZM240 1H241V0H240ZM12 2H13V1H12ZM16 2H17V1H16ZM29 2H30V1H29ZM81 2H83V1H81ZM98 2H99V1H98ZM120 2H121V1H120ZM127 2H129V1H127ZM134 2H135V1H134ZM198 2H201V1L199 0ZM205 2H206V1H205ZM215 2H216V1H215ZM217 2H219V0H217ZM220 2H222V1H220ZM248 2H249V1H247V3H248ZM251 2H252V1H251ZM253 2H254V0H253ZM0 3H1V2H0ZM10 3H11V2H10ZM10 3H9V4H10ZM33 3H36V2L33 1ZM37 3H38V0H37ZM77 3H78V1H77ZM88 3H89V2H88ZM112 3H114V2H112ZM118 3H119V1H118ZM129 3H130V2H129ZM177 3H178V2H177ZM232 3H233V2H232ZM241 3H242V1L240 2V4H241ZM247 3H246V5H247ZM1 4H3V3H1ZM12 4H14V3H12ZM20 4H21V3H20ZM23 4H24V3H23ZM30 4H31V3H30ZM39 4L41 5V3H39ZM72 4H73V3H72ZM78 4H79V3H78ZM90 4H91V3H90ZM90 4H88V5H89L88 7H90V6L92 5V4H91V5H90ZM95 4H96V3H95ZM104 4H105V3H104ZM120 4H121V3H120ZM124 4H125V2H124ZM124 4H123V5H124ZM130 4H131V3H130ZM195 4H196V2H195ZM203 4H204V3H203ZM230 4H231V3H230ZM230 4H229V5H230ZM40 5H39V6H40ZM42 5H43V4H42ZM80 5L82 6V4H80ZM80 5H79V6H80ZM83 5H84V4H83ZM96 5L98 6V4H96ZM109 5H110V4H109ZM125 5H126V4H125ZM201 5H202V3H201ZM220 5L223 6V3H221ZM242 5H243V4H242ZM242 5H241V6H242ZM248 5H250V9H248V13H246V14H248L249 19L254 23V26H256V27H255L256 32H257L256 40H257V36H259V35L262 36V37L264 38V29L260 28V27H259V24H258L259 22H261V24L264 26V0H256L255 4H248ZM248 5H247V6H248ZM8 6H9V5H8ZM44 6H45V5H44ZM50 6H51V5H50ZM81 6H80V7H81ZM86 6H87V5H86ZM101 6H102V5H101ZM101 6H100V8H101ZM105 6H106V5H105ZM111 6H113V5L111 4ZM202 6H203V5H202ZM204 6H205V5H204ZM222 6H221V8H222ZM225 6H226V5H225ZM5 7H6V6H5ZM42 7H43V6H42ZM54 7H55V6H54ZM64 7H65V6H64ZM70 7H71V6H70ZM77 7H78V6H77ZM82 7H83V6H82ZM82 7H81V8H82ZM93 7L95 8L96 6L94 5ZM108 7H109V6H108ZM120 7H121V6H120ZM200 7H201V6H200ZM206 7H207V8H210V7H208V5H207ZM223 7H224V6H223ZM228 7H229V6H228ZM228 7H226V9H228ZM231 7H232V6H231ZM235 7H236V6H235ZM239 7H240V6H239ZM243 7H245V5H244ZM6 8H7V7H6ZM6 8H4V9H6ZM28 8H29V6H28ZM31 8H33V7H31ZM31 8H30V10H31ZM35 8H37V7H35ZM38 8H40V7H38ZM57 8H58V7H57ZM57 8H56V9H57ZM60 8H61V7H60ZM71 8H72V7H71ZM78 8H79V7H78ZM86 8H87V7H86ZM86 8H84L83 11H85ZM91 8H92V7H91ZM91 8H89V9L91 10ZM110 8L112 9V7H109V9H110ZM114 8H115V7H114ZM116 8H117V7H116ZM121 8H122V7H121ZM127 8H128V7H127ZM192 8H194V5L192 6ZM195 8L197 9L196 6H195ZM202 8H205V7H202ZM202 8H201V9H202ZM207 8H206V9H207ZM224 8H225V7H224ZM224 8H223V9H224ZM232 8L234 9V7H232ZM9 9H10V7H9ZM15 9H16V8H15ZM43 9H44V8H43ZM45 9H46V8H45ZM45 9H44V10H45ZM48 9L50 10V8H48ZM58 9H59V8H58ZM63 9H64V8H63ZM89 9H88V10H89ZM95 9L98 10V8H95ZM95 9H94V10H95ZM107 9H108V8H107ZM109 9H108V10H109ZM122 9H123V8H122ZM125 9H126V8H124V10H125ZM201 9H200V11H201ZM212 9H213V8H212ZM216 9L218 10V7H217ZM226 9H224V10H225L224 12H226V11L228 12V10H226ZM233 9H232V10L230 9V10L233 11ZM239 9H240V8H239ZM17 10H19V9L17 8ZM22 10H23V9H22ZM30 10H29V11H30ZM32 10H34V9H32ZM38 10H39V9H38ZM71 10H72V9H71ZM79 10H80V9H79ZM79 10H78V11H79ZM94 10H92V11H94ZM108 10H107V11H108ZM124 10H123V11H124ZM126 10H127V9H126ZM129 10H130V9H129ZM134 10H135V11H134ZM198 10H199V9H198ZM214 10H215V7H214ZM244 10H246V9H244ZM244 10H243V11H244ZM9 11H10V10H9ZM11 11L13 12L12 9H11ZM19 11H20V10H19ZM24 11H25V10H24ZM24 11H23V12H24ZM95 11H96V10H95ZM98 11H100V10H98ZM105 11H106V10H105ZM110 11H113V10H110ZM120 11H122V10H120ZM127 11H128V10H127ZM204 11H205V10H204ZM207 11H208V10H207ZM210 11H211V8H210ZM210 11H209V12H210ZM219 11H220V7H219ZM221 11H222V10H221ZM237 11H238V10H237ZM246 11H247V10H246ZM5 12H6V11H5ZM7 12H8V11H7ZM23 12H22V13H23ZM40 12H41V11H40ZM40 12H38L39 15L41 14ZM51 12H52V11H51ZM59 12H61V11H59ZM63 12H65V10H64ZM66 12H67V11H66ZM76 12H77V11H76ZM85 12H87V11H85ZM89 12H90V11H89ZM89 12H87V13L90 14L91 12H90V13H89ZM101 12H104V10H102ZM116 12H117V11H116ZM196 12H197V11H196ZM201 12H202V11H201ZM211 12L214 13L215 11H214V12L211 11ZM224 12H222L221 14H223ZM8 13H9V12H8ZM8 13H7V14H8ZM14 13H15V12H14ZM22 13H21V14H22ZM35 13H36V12H35ZM61 13H62V12H61ZM67 13H69V12H67ZM77 13H78V12H77ZM94 13H95V12H94ZM94 13H93V14H94ZM106 13H108V12H106ZM111 13H112V12H111ZM111 13H109V14H111ZM118 13H119V12H118ZM120 13H121V12H120ZM199 13H200V12H199ZM218 13H219V12H218ZM229 13H230V12H228V14H229ZM231 13H232V12H231ZM231 13H230V14H231ZM244 13H245V12H244ZM3 14H4V13H3ZM21 14H20V15H21ZM33 14H34V13H33ZM33 14H32V15H33ZM36 14H37V13H36ZM36 14H34V15L37 16ZM44 14H45V13H44ZM44 14H42V15H44ZM62 14H63V13H62ZM74 14H75V12H74ZM80 14H81V13H80ZM84 14H85V13H84ZM194 14H195V13H194ZM232 14H234V12H233ZM232 14H231V15H232ZM235 14H236V13H235ZM237 14H238V13H237ZM13 15H14V14H13ZM13 15H12V17H13ZM23 15H24V14H23ZM25 15H27V14L25 13ZM25 15H24V16H25ZM68 15H69V14H68ZM81 15H82V14H81ZM90 15H91V14H90ZM100 15H101V14H100ZM105 15H106V14H105ZM105 15H104V17H105ZM107 15H108V14H107ZM114 15H115V13H114ZM118 15H120V14H118ZM126 15H127V14H126ZM195 15H198V14H195ZM201 15H202V13H201ZM207 15H208V13H207ZM215 15H216V13H215ZM224 15H225V14H224ZM224 15H223V16H224ZM231 15H230V16H231ZM17 16H19V15H17ZM17 16H16V17H17ZM27 16H28V15H27ZM53 16H54V15H53ZM72 16H73V14H72ZM79 16H80V15H79ZM86 16H87V14L85 15V17H86ZM193 16H194V15H193ZM193 16H192V17H193ZM198 16H200V15H198ZM203 16H204V15H202V21H203V18H204ZM210 16H211V15H210ZM225 16H226V15H225ZM228 16H229V15H228ZM233 16H234V15H233ZM235 16H237V15H235ZM238 16H239V15H238ZM3 17H4V16H3ZM16 17H15V18H16ZM33 17H34V16H33ZM33 17H32V18H33ZM44 17H45V15H44ZM57 17H58V16H57ZM62 17H63V16H62ZM62 17H60V18L58 17L57 19H61ZM80 17H81V16H80ZM106 17H107V16H106ZM109 17H110V15H109ZM109 17H107V18H109ZM112 17H113V16H112ZM129 17H130V16H129ZM196 17H197V16H196ZM217 17H218V16H217ZM243 17H244V15H243ZM245 17H246V16H245ZM6 18H8V17H6ZM9 18H10V16H9ZM22 18H23V16H22ZM22 18H21V19H22ZM48 18H49V17H48ZM51 18H52V19H55V18L52 17V16H51ZM119 18H120V17H119ZM190 18H191V17H190ZM190 18H189V19H190ZM194 18H195V17H194ZM194 18H192V20H194ZM197 18H198V17H197ZM205 18H206V16H205ZM205 18H204V21H205ZM209 18H210V17H209ZM213 18H214V16L211 17V20H212ZM225 18H227V17H225ZM232 18H233V17H232ZM236 18H237V17H236ZM238 18H239V17H238ZM19 19H20V18H19ZM65 19H66V18H65ZM68 19H69V18H68ZM109 19H112V18L110 17ZM206 19H207V18H206ZM222 19H223V17H222ZM234 19H235V18H234ZM247 19H248V18H247ZM43 20H44V19H43ZM47 20H48V19H47ZM55 20H56V19H55ZM55 20H54V21H55ZM61 20H62V19H61ZM61 20H59V21H61ZM104 20H105V18H104ZM112 20H113V19H112ZM115 20H116V19H115ZM115 20H114V22H115ZM198 20H199V19H198ZM216 20H218V19H216ZM239 20H240V19H239ZM250 20H249V21H250ZM27 21H28V20H27ZM38 21H39V20H38ZM38 21H36V22H38ZM59 21H57V22H59ZM63 21H64V19H63ZM69 21H70V20H69ZM108 21H109V20L107 19V23H108ZM182 21H184V23H183ZM234 21H238V20L236 19V20H234ZM246 21H248V20L245 19L244 23H245ZM7 22H9V21H7ZM44 22H45V21H44ZM55 22H56V21H55ZM57 22H56V23H57ZM64 22H67V21H64ZM198 22H199V21H198ZM198 22H197V23H198ZM206 22H207V21H206ZM222 22H223V21H222ZM222 22H221V23H222ZM224 22H225V21H224ZM40 23H41V22H40ZM61 23H63V22H61ZM117 23H119V22L117 21ZM192 23H193V22H192ZM201 23H202V22H200V24H201ZM204 23H205V22H204ZM204 23H203V24H204ZM209 23H210V21H209ZM209 23H208V24H209ZM228 23H229V22H228ZM233 23H235V22H233ZM241 23H242V21H241ZM38 24H39V23H38ZM41 24L43 25V23H41ZM44 24H45V23H44ZM49 24H50V23H49ZM51 24H52V23H51ZM58 24H59V25H62V24H60V23H58ZM109 24H110V22H109ZM111 24H112V23H111ZM183 24H184V25H183ZM194 24H195V22H194ZM200 24H198V25H200ZM203 24H202V25H203ZM208 24H207V25H208ZM211 24H212V23H211ZM216 24H218V23H216ZM235 24H236V23H235ZM238 24H239V23H238ZM238 24L236 25L237 27H238ZM246 24H247V23H246ZM248 24L250 25L249 22H248ZM256 24H257V25H256ZM261 24H260V25H261ZM39 25H40V24H39ZM56 25H57V24H56ZM68 25H69V24H68ZM114 25H115V24H114ZM124 25H125V24H124ZM189 25H191V24L189 23ZM189 25H188V27H189ZM196 25H197V24H196ZM198 25H197V27H196V26H194V27L198 28ZM221 25L224 26L223 24H221ZM230 25H231V24H230ZM243 25H244V24H243ZM262 25H261V26H262ZM45 26H46V25H45ZM48 26H49V25H47L46 28H48ZM62 26L64 27V25H62ZM62 26H60V27H62ZM66 26H67V25H65V28H66ZM107 26H108V24H107ZM118 26H119V25H118ZM121 26H122V25H121ZM246 26H247V25H245V27H246ZM251 26H252V24H251ZM49 27H50V26H49ZM51 27H52V26H51ZM53 27H54V26H53ZM56 27H57V26H56ZM56 27H55V28H56ZM63 27H62V28H63ZM97 27H98V26H97ZM110 27H111V26H110ZM123 27H124V26H123ZM127 27H128V26H127ZM130 27H131V26H130ZM132 27H133V26H132ZM132 27H131V28H132ZM146 27H147V29H146ZM149 27H150V26H149ZM154 27H155L156 29H155ZM154 27H153V28H154L155 30H159V29H157L156 26H154ZM188 27H187V28H188ZM199 27H200V26H199ZM211 27H214V28H215L216 26L214 25V26H211ZM227 27H228V26H227ZM233 27H234V25H233ZM240 27H241V26H240ZM245 27H244V28H245ZM43 28H44V26H43ZM55 28H54L53 30H55ZM58 28H59V27H58ZM69 28H70V27H69ZM69 28H68V29H64L65 32H66V30H69ZM104 28H105V27H104ZM111 28H114L113 25H112ZM115 28H116V27H115ZM119 28H120V27H119ZM201 28H202V27H201ZM201 28H199V29H201ZM203 28H204V27H203ZM207 28H209V27H207ZM222 28H224V27H222ZM244 28H243V29H244ZM12 29H13V28H12ZM44 29H45V28H44ZM48 29H49V28H48ZM48 29H47V30H48ZM109 29H110V28H109ZM122 29H123V28H122ZM191 29H192V28H191ZM191 29H190V30H191ZM205 29H206V27H205ZM205 29H204V30H205ZM212 29H213V28H212ZM217 29H218V28H217ZM234 29H235V28H234ZM47 30H46V31H47ZM56 30H57V29H56ZM58 30H59V29H58ZM60 30H61V28H60ZM114 30H115V29H114ZM128 30H129V29L127 28L126 31H128ZM166 30H167V29H166ZM201 30H202V29H201ZM227 30H228V29H227ZM121 31H122V30H121ZM123 31H125V30H123ZM237 31H239V30H237ZM240 31H241V30H240ZM242 31H243V30H242ZM242 31H241L240 33H242ZM246 31H247V30H246ZM253 31H254V29H253ZM49 32L51 33L50 30H49ZM56 32H57V31H56ZM58 32H59V31H58ZM130 32H131V31H129V33H130ZM163 32H164V31H163ZM165 32H166V34H167V31H165ZM171 32H172V31H171ZM201 32H202V31H201ZM210 32H211V31H210ZM216 32H217V31H216ZM248 32H249V31H248ZM254 32H255V31H254ZM12 33H13V32H12ZM16 33H17V32H16ZM39 33H41V32H39ZM61 33H62V32H61ZM61 33H60V35H61ZM109 33H110V32H109ZM109 33H108V34H109ZM127 33H128V32H127ZM133 33H132V35H133ZM197 33H198V31H197ZM214 33H215V32H214ZM217 33H218V32H217ZM226 33H227V32H226ZM243 33H245V32H243ZM14 34H15V33H14ZM42 34H44V33H43V30H42ZM46 34H47V33H45V36H46ZM119 34H121V32H120ZM122 34H124V32H123ZM130 34H131V33H130ZM135 34H134L133 36H135ZM166 34H165V36H166V38H167V35H166ZM168 34H169V32H168ZM210 34L212 35V32H211ZM219 34H220V33H219ZM229 34H230V32H229ZM235 34H236V33H235ZM238 34H239V33H238ZM238 34H237V36H238ZM248 34H249V33H248ZM251 34H252V33H251ZM52 35H53V33H52ZM58 35H59V34H58ZM163 35H164V34H163ZM172 35H171V36H172ZM198 35H199V34H198ZM200 35H202V34H200ZM200 35H199V38L201 37ZM214 35H215V34H214ZM216 35H217V34H216ZM233 35H234V34H233ZM239 35H240V34H239ZM249 35H250V34H249ZM41 36H42V35H41ZM48 36H50V35H48ZM110 36H111V34H110ZM121 36H122V35H121ZM125 36H126V35H125ZM165 36H164V37H165ZM196 36H197V35H196ZM196 36H195V37H196ZM208 36H209V35H208ZM208 36H207V38H208ZM222 36H223V34H222ZM222 36H221V38L223 39L224 36H223V37H222ZM227 36H228V35H227ZM241 36H242V35H241ZM13 37H15V36H13ZM23 37H24V36H23ZM53 37H54V36H53ZM113 37H115V36H113ZM129 37H130V36H129ZM158 37H159V36H158ZM169 37H170V36H169ZM175 37H173V38H175ZM179 37H180V36H179ZM209 37H210V40H211V36H209ZM217 37H218V36H217ZM219 37H220V36H219ZM24 38H25V37H24ZM27 38H29V36L26 37V39H27ZM109 38H110V37H109ZM126 38H127V37H126ZM126 38L123 37L122 39H126ZM160 38H161V37H160ZM176 38H177V37H176ZM204 38H205V37H203V39H204ZM213 38H214V37H213ZM247 38H248V36H247ZM258 38H260V37H258ZM18 39H19V37H18ZM29 39H32V38L30 37ZM37 39H38V38H37ZM37 39H36L35 41H37L38 44H39L41 41L39 42V41H38L39 39H38V40H37ZM44 39H45V38H44ZM114 39H116V38H114ZM118 39H119V37H118ZM167 39H168V38H167ZM188 39H186V40H188ZM205 39H206V38H205ZM218 39H219V38H218ZM226 39H228V38H226ZM241 39H242V38H241ZM241 39H240V40H241ZM243 39H244V37H243ZM249 39H250V38H249ZM253 39H254V35H253ZM260 39H261V38H260ZM32 40H33V39H32ZM40 40H41V39H40ZM50 40H51V39H50ZM50 40H49V42H50ZM95 40H96V39H95ZM126 40H127V42H128V39H126ZM129 40H130V39H129ZM157 40H158V39H157ZM164 40H166V39L164 38ZM174 40H175V39H174ZM182 40H183V39H182ZM182 40H181V41H182ZM207 40H208V39H207ZM219 40H220V39H219ZM223 40H224V39H223ZM262 40H264V39H262ZM30 41H31V40H30ZM42 41H43V39H42ZM97 41H99V40H97ZM112 41H113V40H112ZM119 41H120V40H119ZM178 41H179V39H178ZM181 41H180V42H181ZM195 41H197V38H196ZM198 41H199V40H198ZM198 41H197V42H198ZM220 41H221V40H220ZM220 41H219V42H220ZM231 41H232V39H231ZM247 41H248V40H247ZM247 41H245V42H247ZM4 42H6V41H4ZM28 42H29V41H28ZM37 42H36V43H37ZM109 42H111V41H109ZM120 42H121V41H120ZM155 42H156V41H155ZM158 42H160V41L158 40ZM170 42H173V41L171 40ZM190 42H191V41H190ZM192 42H193V41H192ZM206 42H207V41H205V44H206ZM214 42H215V41H214ZM217 42H218V41H217ZM219 42H218V43H219ZM238 42H240V41H238ZM242 42H244V41H242ZM260 42H261V41H260ZM260 42H259V40H258V44H260ZM263 42H264V41H263ZM22 43H23V42H22ZM34 43H35V42H34ZM42 43H43V42H41V45H40V46H43ZM44 43L46 44V42H44ZM51 43H52V41H51ZM51 43H50V44H51ZM107 43H108V42H107ZM117 43H118V42H117ZM117 43H116L115 47L117 46ZM130 43H131V42H130ZM149 43H150V42H149ZM151 43H152V42H151ZM151 43H150V44H151ZM166 43H168V42H166ZM176 43H177V42H176ZM184 43H185V42H184ZM220 43H221V44H218V45L220 46V48H223V44H222V42H220ZM232 43H233V42H232ZM235 43L238 44L237 42H235ZM235 43H234V44H235ZM248 43H249V42H248ZM250 43H251V42H250ZM256 43H257V41H256ZM20 44H21V43H20ZM29 44H30V42H29ZM38 44H36L35 47L39 46ZM47 44H49L48 41H47ZM47 44H46V45H47ZM50 44H49V45H50ZM54 44H55V43H54ZM101 44H102V42H101ZM101 44H100V45H101ZM121 44H122V46H121V47L118 46L117 48H120V49H121V48H125V49H126V47H123V45H125V44H124V43H121ZM140 44H141V43H140ZM142 44H144V43H142ZM145 44H144V45H145ZM160 44H162V43H160ZM178 44H179V43H178ZM186 44H187V43H186ZM186 44H184V45H186ZM194 44H196V43H194ZM205 44H204V45H205ZM236 44H235V45H236ZM240 44H241V43H240ZM240 44H239V45H240ZM246 44H247V43H246ZM253 44H254V43H253ZM261 44H262V43H261ZM18 45H19V44H18ZM98 45H99V44H98ZM111 45H112V44H111ZM119 45H120V44H119ZM131 45H132V44H131ZM154 45H156V44H154ZM157 45H158V44H157ZM170 45L172 46V44H170ZM184 45L182 46V48L184 47ZM188 45H189V43H188ZM190 45H191V44H190ZM209 45H210V44H209ZM209 45H208V46H209ZM211 45L213 46V44H211ZM218 45H217V46H218ZM244 45H245V44H244ZM250 45H251V44H250ZM263 45H264V44H263ZM24 46H25V45H23L22 47H24ZM54 46H55V45H54ZM101 46H102V45H101ZM101 46H99V47L97 46V47L99 48L98 50H100ZM125 46H126V45H125ZM129 46H130V45H129ZM140 46H141V45H140ZM151 46H152V45H150V48H151ZM163 46H164V42H163ZM168 46H169V45H168ZM168 46H167V47H168ZM174 46H175V45H174ZM177 46H178V45H177ZM177 46H176V48H177ZM191 46H192V45H191ZM194 46H195V45H194ZM212 46H211V47H212ZM214 46H215V45H214ZM240 46H241V45H240ZM245 46H246V45H245ZM259 46H260V45H259ZM261 46H262V45H261ZM261 46H260V48H261ZM22 47H21V48H22ZM32 47H33V46H32ZM51 47H52V46H51ZM56 47H57V45H56L54 48H56ZM58 47H59V46H58ZM112 47H113V45H112ZM115 47H114V48H115ZM137 47H138V45H137ZM137 47H136V49H135V52H136V50H137ZM148 47H149V46H147V48H148ZM152 47H153V46H152ZM156 47H157V46H156ZM156 47H155V48H156ZM160 47H161V46H160ZM188 47H189V46H188ZM188 47H187V48H188ZM196 47H197V46H196ZM199 47H201V50H200V51H201V55L203 54L202 56H204V58L200 57V58H202L201 61H202V63H203V64H201V67H202V65H203V66H210V65L212 66V65L214 64V67L216 68V71L221 72L222 75H223V74L226 75V81L224 80L223 83L226 82V83H228V85H229L230 83H232V80H233V76H232V74H231L232 71L230 72V67H231V66H235V65H236V66L238 67L237 70L239 69V71L242 72L243 76L245 75V78H246V76H248V69H249L250 67L253 68L252 65L249 66V64H252V63H249V64H248V63H244L243 61H241L242 59L245 60V58H243V57H242L241 60H236L235 58H234V59H235V60H234V59H230L229 57H223V56H222V55H223V54H222L223 52L221 53V54H222V55H221L222 57L216 55V54L213 53V51H212V50L214 49V47H212V48H213V49L211 50L212 52H209V51H208L209 49L206 48V47H207V44H206V47H204V46L202 45V43H199ZM230 47H231V46H230ZM236 47H237V46H236ZM243 47H244V46H243ZM248 47H249V45H248ZM46 48H50V47L47 46ZM46 48H45V49H46ZM52 48H53V47H52ZM103 48H104V47H103ZM128 48H129V47H128ZM128 48H127V49H128ZM141 48H142V46H141ZM174 48H175V47H174ZM174 48H173V49H174ZM215 48H216V47H215ZM231 48H232V47H231ZM246 48H247V46H246ZM258 48H259V47H258ZM263 48H264V47H263ZM38 49H39V47H38ZM95 49H96V48H95ZM105 49H107V48H105ZM109 49H110V48L108 47V50H109ZM115 49H116V48H115ZM129 49H130V48H129ZM139 49H140V47H139ZM142 49H144V46H143ZM157 49L159 50V46H158ZM166 49H167V48H166ZM166 49H165V50H166ZM189 49H190V48H189ZM196 49H198V48H196ZM207 49H208V50H207ZM216 49H217V48H216ZM216 49H215V51L217 52ZM218 49H219V48H218ZM241 49H242V48H241ZM252 49H253V48H252ZM261 49H262V48H261ZM261 49H259V50H261ZM16 50H18V49H16ZM20 50H21V49H20ZM92 50H93V49H92ZM103 50H104V49H103ZM111 50H112V48H111ZM116 50H119V49H116ZM121 50H122V49H121ZM140 50H141V49H140ZM147 50H148V49H147ZM147 50H146V53H148ZM152 50H154V49L152 48ZM155 50H156V49H155ZM158 50H157V51H158ZM161 50H164V48L161 49ZM169 50H170V49H169ZM174 50H175V49H174ZM179 50H180V47H179ZM222 50H225V49H222ZM226 50H227V48H226ZM228 50H229V49H228ZM232 50H234V49H232ZM232 50H231V51H232ZM242 50H243V49H242ZM259 50H258V51H259ZM18 51H19V50H18ZM38 51H39V50H38ZM41 51H42V50H41ZM41 51H40V52H41ZM55 51H56V50H55ZM105 51H107V50H105ZM123 51H124V50H123ZM132 51H133V50H132ZM141 51H142V50H141ZM141 51H140V52H141ZM149 51L151 52L150 49H149ZM182 51H183V49H182ZM182 51L180 50V53H181ZM185 51H186V50H185ZM185 51H183V53H184ZM191 51H192V50H191ZM194 51L196 52V50H194ZM231 51H230V52H231ZM246 51H247V49H246ZM252 51H253V50H252ZM42 52H45L44 49H43ZM42 52H41L40 54H42ZM51 52H52V50H51ZM87 52H89V50H88ZM109 52H110V51H109ZM112 52H113V51H112ZM112 52H111V53H112ZM115 52H116V51H115ZM124 52H125V51H124ZM135 52H134V53H135ZM137 52H138V51H137ZM143 52H144V51H143ZM154 52H155V51H154ZM161 52H162V51H160L159 53H161ZM163 52H164V51H163ZM163 52H162V53H163ZM175 52H177V51L175 50ZM175 52H174V53H175ZM178 52H179V51H178ZM189 52H190V51H189ZM241 52H242V51H241ZM256 52H257V51H256ZM260 52H261V51H260ZM260 52H258V53L261 54ZM262 52H264V51H262ZM38 53H39V52H38ZM90 53H91V52H90ZM97 53H98V52H97ZM99 53L102 55L103 51H102V52L99 51ZM111 53H110V54H111ZM117 53H120V52H117ZM117 53H116V54H117ZM126 53H127V52H126ZM126 53H125V54H126ZM152 53H153V52H152ZM152 53L149 54V55L152 56ZM162 53H161V56L163 55ZM174 53H172V54H174ZM198 53H199V52H198ZM205 53H206V54H205ZM231 53H232V52H231ZM235 53H236V50H235V52H234L232 55H234ZM237 53H238V52H237ZM237 53H236V54H237ZM258 53H257V54L255 53L256 56L258 55ZM20 54H21V53H20ZM49 54H50V52H49ZM93 54H94V53H93ZM93 54L91 53V55H93ZM107 54H108V52H107ZM107 54L104 55V58L108 61V60H110V58H109V56H107ZM125 54H124V55L122 54L121 56H119V55H114V54L112 53V56H113V55L116 56L117 59H118V61H119L120 63H121L122 61H124V62H122V63H124V64H125V61L127 60L126 57L130 58L131 60H133V62L131 63L132 65L129 64V65H131V67H132L131 70H132L133 72L131 71L132 74H131V76H130V79H129V80L126 79V80L128 81L127 83L129 84V85H128V84H127V85H128V86L130 87V89H131L130 92H132V94H133L132 96H134V97L129 96V98H130V99L133 98L132 101L134 100L135 102H138V101L140 100L139 98H143V99L145 98V97H143V96H145V95H143V93H145V92H143L142 94L139 92V91H140V88H141L140 86H143V83L141 82V81H142L141 76H138V75H137V71H138V70H137V63H136V59H135L136 56H134V58H133V55H132V56H128V55L125 56ZM136 54H138V53H136ZM139 54H142V56L144 55L143 53H139ZM154 54H155V53H153V55H154ZM164 54H165V53H164ZM181 54H182V53H181ZM191 54H192V53H191ZM224 54H227V52L224 53ZM228 54H229V53H228ZM243 54H244V52H243ZM245 54H247V53H245ZM42 55H44V57H45L46 53H44V54H42ZM91 55H90V56H91ZM101 55H100V57H101ZM134 55H135V54H134ZM158 55H159V54H158ZM158 55H157V56H158ZM165 55H167V54H165ZM177 55H178V54H177ZM186 55H188V53H187ZM193 55H196V54L194 53ZM46 56H47V57L49 56L48 53H47ZM98 56H99V55H98ZM98 56H97V57H98ZM102 56H103V55H102ZM139 56H141V55H139ZM144 56H145V55H144ZM147 56H148V55H147ZM147 56H146V57H147ZM157 56H156V59L159 60V59H160V58H159L160 56H158V58H157ZM168 56H169V55H168ZM170 56L173 57V55H170ZM179 56H180V55H179ZM188 56H189V55H188ZM226 56H227V55H226ZM241 56H242V55H241ZM243 56H244V55H243ZM42 57H43V56H42ZM47 57H46V58H47ZM137 57H138V56H137ZM137 57H136V58H137ZM184 57H185V56H184ZM235 57H236V56H235ZM247 57H248V56H247ZM247 57H246V58H247ZM262 57H263V56H262ZM50 58H51V57H50ZM50 58H49V59H50ZM98 58H99V57H98ZM98 58H96V59H98ZM113 58H114V57H113ZM141 58H143V57H141ZM147 58H148V57H147ZM151 58H154V57H151ZM174 58H175V55H174ZM174 58H173V60H174ZM186 58H187V57H186ZM239 58H240V57H239ZM239 58H238V59H239ZM25 59H26V58H25ZM52 59H53V58H51V61H53ZM101 59H102V58H101ZM125 59H126V60H125ZM138 59H139V57H138ZM138 59H137V60H138ZM149 59H150V58H149ZM149 59H148V62H149L150 60H152V59H150V60H149ZM156 59H155V60H156ZM161 59H162V58H161ZM170 59H172V58H170ZM170 59H169V60H170ZM176 59H177V58H176ZM181 59H183V57H182ZM181 59H180V60H181ZM198 59H199V58H198ZM248 59H251V60H252V57H250V55H249V58H248ZM0 60H1V59H0ZM42 60H44V59H42ZM84 60H85V59H84ZM98 60H99V59H98ZM128 60H129V59H128ZM155 60H152V61L154 62ZM163 60H165V59L163 58ZM183 60H184V59H183ZM192 60H193V59H192ZM192 60H191V61H192ZM246 60H247V59H246ZM254 60H255V59H254ZM260 60H261V57H260ZM263 60H264V59H263ZM27 61H30V60L28 59ZM40 61H41V60H40ZM40 61H39V62H40ZM94 61H95V60H94ZM94 61H93V62H94ZM96 61H97V60H96ZM96 61H95V62H96ZM114 61H115V60H114ZM114 61H112V62L114 63ZM129 61H130V60H129ZM145 61H146V60H145ZM152 61H151V62H152ZM171 61H172V60H171ZM171 61H170V62H171ZM181 61H182V60H181ZM188 61L190 62V60H188ZM255 61H256V60H255ZM22 62H23V61H22ZM45 62L47 63L48 61H45ZM53 62L56 63L55 60H54ZM90 62H91V61H90ZM98 62H99V61H97V64H98ZM119 62H118V63H119ZM148 62H147V63H148ZM155 62H156V61H155ZM155 62H154V64H155ZM161 62H163V61H161ZM164 62H166V61H164ZM174 62H175V61H174ZM178 62H179V61H178ZM192 62H194L193 64H196V63H195L196 60H195V61H192ZM26 63H28V62H25V64H26ZM29 63H30V62H29ZM55 63H54V64H55ZM85 63H86V64H84V65H85V66L87 65V66H86V68H87V67H88V62H85ZM101 63H102V62H101ZM105 63H106V62H105ZM105 63H104V64H105ZM113 63H112V64H113ZM115 63H117V62H115ZM145 63H146V62H145ZM147 63H146V64H147ZM149 63H150V62H149ZM156 63H158V62H156ZM166 63H167V62H166ZM166 63H165V64H166ZM182 63H183V62H182ZM184 63H187V62H184ZM256 63H258V62L256 61ZM256 63H255V64H256ZM260 63H261V62H260ZM37 64H38V62H37ZM51 64H52V63H51ZM112 64H111V65H112ZM138 64H139V63H138ZM161 64H162V63H161ZM171 64H173V63L171 62ZM179 64H180V63H179ZM253 64H254V63H253ZM46 65H47V64H46ZM95 65H96V64H95ZM102 65H103V64H102ZM105 65H106V64H105ZM109 65H110V63H109ZM114 65H115V64H114ZM120 65H122V64H120ZM127 65H128V64H127ZM140 65H141V64H140ZM157 65H159V64H157ZM174 65L177 66V64H174ZM174 65H173V67H174ZM197 65H198V64H197ZM199 65H200V64H199ZM199 65H198V66H199ZM263 65H264V64H263ZM23 66H24V65H23ZM37 66H38V65H37ZM92 66H93V65H92ZM92 66H91V64H90V67H92ZM103 66H104V65H103ZM122 66H123V65H122ZM142 66H144V65H142ZM142 66H141V67H142ZM151 66H152V65H151ZM160 66H161V65H160ZM178 66H179V65H178ZM178 66H177V67H178ZM190 66H194V65L191 64ZM198 66H197V67H198ZM255 66H257V64L254 65V68H255ZM35 67H36V66H35ZM99 67H101V66H99ZM99 67H98V68H99ZM108 67H109V66H108ZM115 67H117V69H118V66H117V65H116ZM115 67L113 66V70H114ZM128 67H129V66H128ZM145 67H147V66L145 65ZM145 67H144V69H145ZM152 67H154V65H153ZM152 67H151V68H152ZM168 67H169V65H168ZM180 67H181V66H180ZM183 67H184V65H183ZM212 67H213V66H212ZM43 68H45V67H43ZM93 68H95V67H93ZM104 68H105V67H104ZM106 68H107V67H106ZM106 68H105V70L107 71V69H109V68H107V69H106ZM124 68H125V67H124ZM126 68H127V66H126ZM139 68H140V66H139ZM147 68H148V67H147ZM151 68H150V69H151ZM158 68H159V67H158ZM160 68L165 69V68H163V66L160 67ZM160 68H159V71H160ZM171 68H172V67H171ZM187 68H188V67H187ZM195 68H196V67H195ZM202 68H203V67H202ZM202 68H201V69H202ZM206 68H207V67H206ZM254 68H253V69H254ZM259 68H262V67H259ZM259 68H258V69H259ZM89 69H91V68H89ZM110 69L112 70V68H110ZM115 69H116V68H115ZM120 69H121V68H120ZM128 69H129V68H128ZM140 69H141V68H140ZM144 69L142 68V71H143L142 73H143V75H144V72H145L146 70H149V69H146V70H144ZM153 69H156V68H153ZM162 69H161V70H162ZM183 69H184V68H182V70H183ZM188 69H189V68H188ZM192 69H194V68H192ZM197 69H200V68H197ZM203 69H204V68H203ZM203 69H202V71H203ZM207 69H208V68H207ZM211 69H212V68H211ZM38 70H39V69H38ZM95 70H96V69H95ZM102 70H103V69H102ZM157 70H158V69H157ZM166 70H169V69H166ZM166 70H165V71H166ZM184 70H185V72L187 71L186 68H185ZM184 70H183V72H184ZM195 70H196V69H195ZM205 70H206V69H205ZM231 70H232V69H231ZM262 70H263V68H262ZM43 71H44V70H43ZM91 71H92V70H91ZM98 71H99V70H98ZM114 71H117V70H114ZM122 71H123V70H122ZM155 71H156V70H155ZM155 71H152V72H155ZM165 71H164V73L166 74L167 71H166V72H165ZM193 71H194V70H193ZM197 71H198V70H197ZM202 71H201V72H202ZM258 71H259V70H258ZM260 71H261V70H260ZM260 71H259V72H260ZM32 72H34V71H32ZM36 72H38V71H36ZM95 72H97V70H96ZM109 72H110V71H109ZM111 72H112V71H111ZM111 72H110V73H111ZM127 72H128V71H127ZM127 72H126V74H127ZM131 72H128V74L131 73ZM139 72H141V71H139ZM146 72H149V71H146ZM157 72H158V71H157ZM185 72H184L182 75H185ZM187 72H188V71H187ZM187 72H186V73H187ZM194 72H195V71H194ZM205 72H206V71H205ZM211 72H212V71H211ZM214 72H215V71H214ZM234 72H235V71H234ZM234 72H233V73H234ZM240 72H239V74H240ZM254 72H255V70H254ZM100 73H101V71H99V74H100ZM112 73H114V72H112ZM116 73H117V72H116ZM119 73H120V71H119ZM123 73H124V72H123ZM150 73H151V72H150ZM161 73H162V72H161ZM192 73H193V72H192ZM198 73H199V72H198ZM206 73H207V72H206ZM237 73H238V72H237ZM237 73H236V74H237ZM261 73H262V72H260V75H261ZM101 74H102V73H101ZM108 74H109V73H108ZM108 74H107V75H108ZM114 74H115V73H114ZM138 74H139V73H138ZM152 74H153V73H152ZM169 74H170V72H169ZM200 74H201V76H202L203 72L200 73ZM208 74H209V73H208ZM210 74H211V73H210ZM92 75H93V74H92ZM94 75H95V74H94ZM109 75H110V74H109ZM117 75H119V74H116V76H117ZM121 75H122V74H121ZM121 75H120V76H121ZM123 75H124V74H123ZM140 75H142V74H140ZM143 75H142V76H143ZM145 75H149V74H148V73H145ZM162 75H163V74H162ZM162 75H161V76H162ZM172 75H173V74H172ZM194 75H196V74H194ZM212 75H215V74H212ZM234 75H235V74H234ZM251 75H252V74H251ZM251 75H250V76H251ZM255 75H256V74H255ZM72 76H74V75H72ZM105 76H106V75H105ZM110 76H111V75H110ZM152 76H153V75H152ZM166 76H167V75H166ZM173 76H174V75H173ZM179 76H180V75H179ZM179 76H178V80H179ZM252 76H254V75H252ZM100 77H101V76H100ZM102 77H103V76H102ZM113 77H114V76L112 75V78H113ZM118 77H119V76H118ZM122 77H123V76H122ZM127 77H128V76H127ZM148 77H149V76H148ZM153 77H154V76H153ZM157 77H158V76H157ZM181 77H183V76H180V80H181ZM192 77H193V76H192ZM195 77H196V76H195ZM198 77H199V76H198ZM198 77H197V78H198ZM210 77H211V76H210ZM216 77H217V76H216ZM236 77H237V76H236ZM239 77H240V76H239ZM73 78H74V77H73ZM92 78H93V76H92ZM94 78H95V77H94ZM98 78H99V77H98ZM123 78H125V76H124ZM123 78H121V79H123ZM144 78H146V76H145ZM151 78H152V77H151ZM154 78H155V77H154ZM154 78H153V79H154ZM159 78H160V77H159ZM187 78H188V77H187ZM187 78H186V80H187ZM205 78H206V77H205ZM211 78H213V76H212ZM221 78H222V77H221ZM255 78H256V77H255ZM257 78H259V77H257ZM262 78H263V77H262ZM101 79H103V78H101ZM114 79H115V78H114ZM146 79H147V78H146ZM155 79H156V78H155ZM160 79L162 80V78H160ZM183 79H184V78H183ZM183 79H182V80H183ZM190 79H191V78H190ZM194 79H196V78H194ZM198 79H199V78H198ZM201 79H202V78H201ZM218 79H219V78H217V80H218ZM224 79H225V77H224ZM241 79H242V78H241ZM252 79H253V78L251 77V80H252ZM82 80H83V79H82ZM86 80H87V78H86ZM86 80H85V81H86ZM106 80H107V78H106ZM111 80H112V79H111ZM116 80H117V79H116ZM118 80H119V79H118ZM118 80H117L118 83H117L115 80H114V81L119 85V84H120V81H118ZM147 80H148V79H147ZM176 80H177V79H176ZM176 80H175V81H176ZM202 80H203L204 82H206L204 79H202ZM208 80H209V79H208ZM212 80H213V79H212ZM220 80H221V79H220ZM235 80H236V79H235ZM247 80H248V79H247ZM256 80H257V79H256ZM93 81H95V80L93 79ZM100 81H101V80H100ZM103 81H104V80H103ZM107 81H108V80H107ZM123 81H125V80H123ZM123 81H122V82H123ZM145 81H146V80H145ZM149 81H150V80H149ZM151 81H152V80H151ZM154 81H155V80H154ZM170 81H171V80H170ZM170 81H167V82L170 83ZM184 81H185V80H184ZM184 81H183V82H184ZM194 81H195V80H194ZM199 81H201V80H199ZM199 81H197V83H199ZM203 81H202V82H203ZM237 81H238V80H237ZM241 81H242V80H240V83H242ZM243 81H244V80H243ZM249 81H250V80H249ZM89 82H90V81H89ZM101 82H102V81H101ZM122 82H121V83H122ZM152 82H153V81H152ZM156 82H158V80H156L155 83H156ZM162 82L166 83V79H165L164 81H162ZM183 82H182V83H183ZM185 82H186V81H185ZM188 82H189V81H188ZM212 82H213V81H212ZM215 82H216V80H215ZM234 82H235V81H234ZM250 82H251V81H250ZM250 82H248V83H250ZM86 83H87V82H86ZM92 83H93V82H92ZM94 83H95V82H94ZM102 83H103V82H102ZM108 83L111 84L110 81H109ZM108 83H106L107 85H106L105 83H104L103 85L109 86ZM112 83H113V82H112ZM147 83H148V81H147ZM153 83H154V82H153ZM173 83H174V82H173ZM173 83H172V84H173ZM194 83H195V82H194ZM194 83H193V84H194ZM206 83H209V81L206 82ZM210 83H211V81H210ZM213 83H214V82H213ZM217 83H218V82H217ZM217 83H216V84H217ZM221 83H222V82H221ZM221 83H220V84H221ZM244 83H245V82H244ZM253 83H254V82H253ZM262 83H263V82H262ZM87 84H88V83H87ZM95 84H96V83H95ZM148 84H150V83H148ZM158 84H159V83H158ZM161 84H163V83H161ZM166 84H167V83H166ZM174 84H176V83H174ZM177 84H178V83H177ZM233 84H234V83H233ZM246 84H247V83H246ZM255 84L257 85V83H255ZM260 84H261V83H260ZM84 85H85V84H84ZM88 85H89V84H88ZM101 85H102V84H101ZM101 85H100V86H101ZM113 85H114V84H113ZM124 85H126V83H124ZM145 85H146V82H145ZM145 85H144V86H145ZM150 85H152V84H150ZM156 85H157V84H155V86H156ZM169 85H170V84H169ZM187 85H188V84H187ZM201 85H202V83H201ZM201 85H200V87H201ZM203 85H204V83H203ZM225 85H226V84H225ZM234 85H235V84H234ZM236 85H237V84H236ZM247 85H248V84H247ZM96 86H97V85H96ZM100 86H99V87H100ZM114 86H116V85H114ZM119 86H120V85H119ZM152 86H153V85H152ZM159 86H161V85H159ZM164 86H165V85H164ZM179 86H180V85H179ZM183 86H184V85H183ZM185 86H186V85H185ZM193 86L195 87V85H193ZM216 86H217V85H216ZM219 86H221V85H219ZM226 86H227V85H226ZM229 86H230V85H229ZM250 86H252V85H250ZM83 87L87 89L88 86H87V87H86V86H83ZM121 87H122V86H121ZM129 87H128V88H129ZM146 87H147V85H146ZM146 87H144V89H145ZM153 87H154V86H153ZM153 87H151L152 90L155 89V88L153 89ZM165 87H166V86H165ZM165 87H162V88L164 89ZM177 87H178V86H177ZM186 87H187V86H186ZM186 87H184V88H186ZM204 87H206V86H204ZM207 87H209V86H207ZM207 87H206V88H207ZM230 87H232V86H230ZM240 87H241V86H240ZM242 87H243V86H242ZM244 87H245V86H244ZM244 87H243V88H244ZM84 88H82V89L84 90ZM95 88H97V87H95ZM102 88H103V86L101 87L100 90L103 91ZM105 88H106V87H105ZM111 88H112V89H115V87L113 88L112 85H111ZM116 88H117V87H116ZM149 88H150V87H149ZM157 88H158V86H157ZM157 88H156V89H157ZM162 88H161V89H162ZM171 88H172V87H171ZM173 88H174V87H173ZM173 88H172V90H173ZM180 88H181V87H180ZM206 88H205V89H206ZM216 88H217V87H216ZM218 88H219V87H218ZM246 88L251 89V88H249V87H247V86H246ZM82 89H81V91H83ZM86 89H85V90H86ZM126 89H127V88H126ZM165 89H167V87H166ZM176 89H177V88H176ZM176 89H174V90H176ZM186 89H187V88H186ZM190 89H191V88H190ZM205 89H204V90H205ZM221 89H222V88H221ZM224 89H225V88H224ZM229 89H230V88H229ZM237 89H238V88H237ZM239 89H240V88H239ZM248 89H247V90H248ZM252 89H254V88H252ZM255 89H256V88H255ZM257 89H258V88H257ZM87 90H88V89H87ZM94 90H95V89H94ZM96 90H97V89H96ZM96 90H95V94H96ZM100 90H99V93H100ZM104 90H105V89H104ZM107 90H108V88H107ZM107 90H106V91H107ZM115 90H116V89H115ZM115 90H114V91H115ZM121 90H122V89H121ZM167 90H171V89H167ZM172 90H171V92H172ZM174 90H173L172 93L175 92ZM188 90H189V88H188ZM195 90H196V89H195ZM204 90H203L202 92H204ZM208 90H209V89H208ZM213 90H214V88H213ZM215 90H216V89H215ZM227 90H228V89H227ZM241 90H243V89H241ZM65 91H66V90H65ZM108 91H109V90H108ZM114 91H113V92H114ZM127 91H129V90H127ZM144 91H145V90H144ZM146 91H150V90H146ZM155 91H156V90H155ZM160 91H161V90H160ZM196 91H197V90H196ZM196 91H195V92H196ZM198 91H201V90H198ZM211 91H212V90H211ZM233 91H234V89H233L231 92H230V91H229V92L232 94ZM236 91H237V90H236ZM236 91L234 92V93H235V96H236V93H237ZM249 91H250V90H249ZM252 91H253V90H252ZM256 91H257V90H256ZM109 92H110V91H109ZM109 92H108V93H109ZM115 92H116V91H115ZM123 92H124V91H123ZM152 92H153V91H151V93H152ZM163 92H165V91H163ZM171 92L169 91L168 93H171ZM178 92H179V91H178ZM181 92H182V91H181ZM189 92H190V91H189ZM214 92H215V91H214ZM229 92L226 93V92L223 91V92H221V93H226V95H227ZM254 92H255V91H253V93H254ZM67 93H68V92H67ZM81 93H83V92H81ZM84 93H85V92H84ZM91 93H92V92H91ZM91 93H89V95H90ZM93 93H94V92H93ZM103 93H105V91H103ZM110 93H112V92H110ZM110 93H109V94H110ZM116 93H117V92H116ZM118 93H119V92H118ZM153 93H154V92H153ZM153 93H152V94H153ZM156 93H157V92H156ZM165 93H166V92H165ZM165 93H162L163 95L159 93V94H160L159 97H161V95H162L163 98H164V97L166 96V94H167V93H166V94H165ZM199 93H201V92H199ZM209 93L212 94L213 91H212V93H211V92H209ZM215 93H216V92H215ZM257 93H258V91L256 92V94H257ZM262 93H263V92H262ZM86 94H87V93H86ZM100 94H101V93H100ZM109 94H107V95L109 96ZM130 94H131V93H130ZM130 94H127V95H130ZM154 94H155V93H154ZM176 94H178V93L176 92ZM182 94H183V93H182ZM197 94H198V93H197ZM210 94H209V96H210ZM259 94H260V92H259ZM92 95H94V94H92ZM92 95H91V96H92ZM97 95H98V94H97ZM107 95H106V97H107ZM115 95H116V94H115ZM118 95H119V94H118ZM173 95H174V94H173ZM180 95H181V94H180ZM185 95H186V94H185ZM185 95H184V96H185ZM187 95H188V94H187ZM187 95H186V96H187ZM189 95H190V93H189ZM193 95H194V94H193ZM195 95H196V94H195ZM195 95H194V96H195ZM198 95H199V94H198ZM217 95H218V94H217ZM220 95H222V94H220ZM224 95H225V94H224ZM232 95H233V94H232ZM232 95H231V96H232ZM241 95H242V94H241ZM244 95H246V94H244ZM86 96H87V95H86ZM113 96H114V95H113ZM120 96H121V93H120ZM122 96H123V95H122ZM146 96H149V95H146ZM154 96H155V95H154ZM154 96H150V97H154ZM170 96H171V94H170ZM181 96H183V95H181ZM181 96H180V97H181ZM184 96H183V97H184ZM199 96H200V95H199ZM222 96H223V95H222ZM233 96H234V95H233ZM251 96H252V95H251ZM110 97H111V96H110ZM110 97H109V98H110ZM150 97H148V101L151 100ZM156 97H157V95H156ZM156 97H155V98H156ZM167 97H168V96H167ZM177 97H178V96H177ZM188 97H189V96H188ZM203 97H204V95H203ZM210 97H212V96H210ZM215 97H216V96H215ZM217 97H219V95H218ZM226 97H227V96H226ZM229 97H230V96H229ZM239 97H240V96H239ZM244 97H245V96H244ZM261 97H262V96H261ZM91 98H95V99H96V97H94V96H92ZM98 98H99V97H98ZM98 98H97V99H98ZM111 98H113V97H111ZM119 98H120V97H119ZM126 98H128V97H126ZM126 98H125V100H126ZM129 98L127 99V101L130 100ZM157 98H158V97H157ZM192 98H194V97H192ZM192 98H191V99H192ZM201 98H202V97H201ZM204 98H205V97H204ZM206 98H207V97H206ZM213 98H214V97H213ZM222 98L224 99V97H222ZM227 98H228V97H227ZM234 98H235V97H234ZM237 98H238V97H237ZM240 98H241V97H240ZM240 98H238V99H240ZM245 98H246V97H245ZM250 98H251V97H250ZM250 98H249V101H250ZM171 99H172V98H171ZM171 99L168 97V98H166L164 101L167 100L166 102L171 103V102H173ZM176 99H177V98H176ZM211 99H212V98H211ZM214 99H215V98H214ZM220 99H221V98L219 97V100H220ZM232 99H233V98H232ZM235 99H236V98H235ZM261 99H262V98H261ZM93 100H94V99H93ZM101 100H102V99H101ZM101 100H100V101H101ZM112 100H113V99H112ZM112 100H111V99H107L106 101H112ZM120 100H121V98H120ZM144 100H147V98L144 99ZM155 100H156V99H155ZM198 100H199V99H198ZM198 100H197V101H198ZM209 100H210V99H209ZM219 100H218V101H219ZM228 100H229V99H227L226 103L228 102ZM236 100H237V99H236ZM251 100H252V99H251ZM253 100H254V99H253ZM256 100H257V99H256ZM121 101H122V100H121ZM148 101H147V102H148ZM151 101H153V100H151ZM156 101H158V99H157ZM156 101H155V102H156ZM164 101H163V102H164ZM179 101H181V102H179ZM179 101L177 100L178 103H176V102H175V103L173 102V103H174V107L177 108V111L180 112V113L178 112L180 117L183 116V114H189V113L192 112L191 109H192L194 106L191 104L193 107H191V109H190V107H189V106H190L189 103H190L192 100H187V99L185 98V101H182V100H180V99H179ZM189 101H190V102H189ZM199 101H200V100H199ZM205 101L207 102V100H205ZM247 101H248V100H247ZM260 101H261V102H260ZM262 101H263V99H262V100H259V102L261 103V105H264V104H262ZM102 102H103V101H102ZM113 102H114V101H113ZM113 102H111V103L109 102L108 105H110V104L116 105V104H114ZM122 102H123V101H122ZM122 102H121V104L124 103V102H123V103H122ZM125 102H126V101H125ZM166 102H164V103H166ZM193 102H195V100H194ZM219 102H220V101H219ZM224 102H225V101H224ZM237 102H238V101H237ZM250 102H251V101H250ZM263 102H264V101H263ZM103 103H104V102H103ZM105 103H106V102H105ZM119 103H120V102H119ZM126 103H127V102H126ZM128 103H129V101H128ZM180 103H182V105H181ZM202 103H203V100H202ZM204 103H205V102H204ZM229 103H230V102H229ZM231 103H232V102H231ZM240 103H241V102H239V104H240ZM251 103H252V102H251ZM47 104H48V103H47ZM124 104H125V103H124ZM139 104H140V103H139ZM147 104H148V103H147ZM149 104H150V103H149ZM151 104H152V103H151ZM155 104H156V103H155ZM193 104L195 105V103H193ZM213 104H214V103H213ZM217 104H218V102H217ZM222 104H223V103H222ZM227 104H228V103H227ZM246 104H247V103H246ZM258 104H259V103H258ZM106 105H107V104H106ZM113 105H112V106H113ZM133 105H134V104H133ZM135 105H136V104H135ZM135 105H134V106H135ZM140 105H141V104H140ZM143 105H144V102H143ZM204 105H205V104H204ZM206 105H207V104H206ZM219 105H220V104H219ZM225 105H226V104H225ZM231 105H232V104H231ZM233 105H234V104H233ZM242 105H243V104H242ZM252 105H253V104H252ZM259 105H260V104H259ZM261 105H260V106H261ZM42 106H43V105H42ZM117 106H119V105H117ZM117 106H116V107H117ZM129 106H130V103H129ZM141 106H142V105H141ZM145 106H146V108H150L151 105H150V106L145 105ZM155 106H156V105H154V108H155ZM165 106H168V105H165ZM165 106H164V109L166 110V107H165ZM171 106H172V105H171ZM196 106H197V105H196ZM202 106H203V105H202ZM234 106H235V105H234ZM245 106H246V105H245ZM247 106H249V105H247ZM254 106H256V105H254ZM45 107H46V106H45ZM110 107H111V106H110ZM116 107H115V109H116ZM120 107H121V106H120ZM125 107H127V106L125 105ZM132 107H133V106H132ZM142 107L144 108V106H142ZM152 107H153V105H152ZM160 107H161V106H160ZM172 107H173V106H172ZM174 107H173V108H174ZM198 107H199V106H198ZM208 107H209V106H208ZM212 107L214 108L215 106H212ZM212 107H211V108H212ZM217 107H218V106H216V108H217ZM236 107L238 108V106H236ZM250 107H251V106H250ZM257 107H258V106H257ZM262 107H263V106H262ZM37 108H38V107H37ZM137 108H138V107H137ZM137 108H136V109H137ZM139 108H140V106H139ZM143 108H142V109H143ZM195 108H196V107H195ZM200 108H201V107H200ZM209 108H210V107H209ZM213 108H212V109H213ZM237 108H236V109H237ZM244 108H245V107H244ZM247 108H248V107H247ZM247 108H246V109H247ZM260 108H261V107H260ZM40 109H41V108H40ZM48 109H50V106L48 107ZM105 109H106V108H105ZM120 109H124V108L122 107V108H120ZM130 109H131V108H130ZM133 109H135V108L133 107ZM136 109L134 110V112L136 111ZM151 109H152V110L149 109V111H150L149 113H151V111H152V112L154 111L153 108H151ZM162 109H163V108H162ZM212 109H211V110H212ZM234 109H235V108H234ZM236 109H235V110H236ZM255 109L257 110L256 107H255ZM42 110H43V109H42ZM80 110H81V109H80ZM106 110H108V109H106ZM111 110H112V109H111ZM111 110H110V111H111ZM113 110H114V109H113ZM128 110H129V107H128ZM128 110H127L126 114L128 113ZM138 110H139V109H138ZM160 110H161V109H160ZM171 110H172V109H171ZM196 110H198V109H196ZM196 110H195V111H196ZM204 110H205V109H204ZM214 110H215V109H213L212 111H214ZM223 110H224V109H223ZM231 110H233V109H231ZM240 110H241V109H240ZM244 110H245V109H244ZM244 110H241V112H243V114H244ZM260 110H261V109H260ZM263 110H264V108H263ZM116 111H117V110H115V114H114L115 116H116ZM120 111H121V110H120ZM125 111H126V110H125ZM125 111H124V112H125ZM142 111H144V110H142ZM145 111H146V110H145ZM158 111H159V110H158ZM161 111L163 112V110H161ZM161 111H160V112H161ZM177 111H176V112H177ZM198 111H199V110H198ZM200 111H202V110H200ZM200 111H199V112H200ZM237 111H238V110H237ZM245 111H248V110H245ZM257 111H258V110H257ZM261 111H262V110H261ZM261 111H260V112H261ZM118 112H119V111H118ZM129 112H132V110L129 111ZM162 112H161V114H162ZM193 112H194V111H193ZM193 112H192V113H193ZM206 112H207V110H206ZM215 112H216V111H215ZM219 112H220V111H219ZM223 112H224V111H223ZM248 112H250V111H248ZM254 112H255V111H254ZM254 112H253V113H254ZM104 113H105V112H104ZM109 113H110V112L108 111V113H107V116H108V117H109V115H108ZM111 113H112V112H111ZM113 113H114V112H113ZM132 113H133V112H132ZM132 113H131V114H132ZM153 113H155V112H153ZM163 113H165V112H163ZM169 113H170V112H169ZM169 113H168V114H169ZM171 113H172V115H174L173 112H171ZM174 113H175V111H174ZM210 113H211V112H210ZM224 113H225V112H224ZM236 113H238V112H236ZM239 113H240V112H239ZM255 113H256V112H255ZM262 113H263V112H262ZM105 114H106V113H105ZM105 114H104V116H105ZM121 114H122V113H121ZM139 114H140V113H139ZM143 114H144V112H143ZM151 114H152V113H151ZM166 114H167V113H166ZM197 114H198V116H199V113H197ZM207 114H208V113H207ZM207 114H206V115H207ZM231 114H232V113H231ZM231 114H230V115H231ZM246 114H247V112H246ZM250 114H251V113H250ZM110 115H111V114H110ZM119 115H120V112H119ZM119 115H118V116H119ZM123 115H124V114H123ZM132 115H133V114H132ZM135 115H136V114H135ZM141 115H142V113H141ZM141 115H140V117H141ZM163 115H164V114H162V116H163ZM169 115H170V114H169ZM190 115H191V114H190ZM202 115H203V114H202ZM215 115H217V114L215 113ZM221 115L223 116V114H221ZM247 115H249V114H247ZM252 115H253V114H252ZM255 115H258V114H255ZM107 116H106V117H107ZM112 116H113V115H112ZM118 116H117V118L115 119V120H116L115 123H117ZM121 116H122V115H121ZM136 116H138V115H136ZM136 116H135L134 118H136ZM144 116H146V115L144 114ZM144 116H143V117H144ZM166 116H167V115H166ZM179 116H177V119H176V120H178V119L180 118ZM184 116H185V115H184ZM184 116H183V117H184ZM192 116H193V115H192ZM217 116H218V115H217ZM224 116H225V115H224ZM238 116L240 117V114H239ZM241 116H242L241 118L244 117L243 115H241ZM258 116H259V115H258ZM258 116H255V117H258ZM124 117H127V116H124ZM132 117H133V116H132ZM140 117H139V118H140ZM143 117H142V118H143ZM148 117H149V115H148ZM169 117H170V116H169ZM169 117L167 116V119H168ZM185 117H186V116H185ZM185 117H184V118H185ZM194 117L197 118L196 116H194ZM204 117H205V116H204ZM204 117H203V118H204ZM208 117H209V115H208ZM208 117H207V118H208ZM210 117H212V116H210ZM219 117H220V115H219L217 118H219ZM228 117H230V116H228ZM248 117H249V116H248ZM262 117H263V115H262ZM112 118H113V117H112ZM114 118H115V117H114ZM122 118H123V117H122ZM122 118H121V119H122ZM127 118H129V116H128ZM145 118H146V117H145ZM156 118H157V117H156ZM158 118H160V117H158ZM162 118H164V117H162ZM170 118H171V117H170ZM175 118H176V117H175ZM187 118H188V117H187ZM223 118H224V117H223ZM223 118H221V119H223ZM230 118H231V117H230ZM252 118L254 119V116H253ZM258 118H260V117H258ZM107 119H108V118H107ZM110 119H111V118H110ZM136 119H137V121H138V118H136ZM153 119H154V118H153ZM165 119H166V117H165ZM165 119H164V120H165ZM191 119H192V118H191ZM205 119H206V118H205ZM225 119H227V116H226ZM243 119H244V118H243ZM260 119H262V118H260ZM25 120H26V119H25ZM25 120H24V121H25ZM34 120L36 121V119H34ZM34 120H33V121H34ZM113 120H114V119H113ZM123 120H126V119H123ZM129 120H130V119H129ZM129 120H128V121H129ZM132 120H134V119L132 118ZM139 120H140V119H139ZM142 120H143V119H142ZM144 120H145V119H144ZM146 120H147V119H146ZM157 120H158V119H157ZM157 120H155V121H157ZM170 120H171V119H170ZM174 120H175V119H174ZM179 120H180V119H179ZM181 120L184 121L185 119H181ZM195 120H197V119H195ZM198 120H199V119H198ZM203 120H204V119H203ZM215 120H216V119H215ZM241 120H242V119H241ZM244 120H245V119H244ZM247 120H248V122H249V119H247ZM28 121L30 122V120H28ZM28 121H27V122H28ZM109 121H110V120H109ZM111 121H112V120H111ZM118 121H119V120H118ZM137 121H135V123H136ZM150 121H151V119H150ZM165 121H166V120H165ZM187 121H188V120H187ZM192 121H193V120H192ZM192 121H191V122H192ZM199 121L201 122L202 120H199ZM211 121H212V120H211ZM211 121H210V123H211ZM216 121L218 122L217 124H219L220 119H219V121H218V120H216ZM223 121H224V120H223ZM225 121H226V120H225ZM225 121L222 122V123H225ZM233 121H234V119L232 120V122H233ZM256 121H257V120H256ZM256 121H255V122H256ZM21 122H23V121H21ZM40 122H41V121H40ZM112 122H113V121H112ZM121 122H122V120H121ZM121 122H120V123H121ZM126 122H127V121H126ZM126 122H124V123H126ZM129 122H130V121H129ZM129 122H128V123H129ZM152 122H153V121H152ZM167 122H168V121H167ZM170 122L172 123V121H170ZM175 122H176V121H175ZM177 122H178V121H177ZM177 122H176V124H177ZM208 122H209V120H208ZM245 122H246V121H245ZM245 122H244V123H245ZM248 122H246V123H248ZM257 122H258V121H257ZM260 122H261V120H260ZM32 123H34V122H32ZM113 123H114V122H113ZM120 123H119V124L117 123V124L120 125V126H123V125H121ZM128 123H127V124H128ZM133 123H134V121H133ZM133 123H132V124H133ZM139 123H140V121H139ZM141 123H142V122H141ZM145 123H147V122H145ZM153 123H154V122H153ZM155 123H156V122H155ZM155 123H154L153 125H155ZM165 123H166V122H165ZM180 123L182 124L183 122L181 121ZM185 123H187V122H185ZM185 123H183V125H184ZM192 123H194V121H193ZM197 123H198V122H197ZM202 123H204V122H202ZM210 123H208V124H210ZM214 123H215V122H214ZM233 123H235V121H234ZM244 123H243V124H244ZM250 123H254V122H251V121H250ZM15 124H16V123H15ZM21 124H22V123H21ZM23 124H24V123H23ZM25 124H27V123H25ZM38 124H39V123H38ZM38 124H35V125H38ZM103 124H106V123H103ZM108 124H109V123H108ZM136 124H137V123H136ZM143 124H144V123H143ZM149 124L151 125L152 123H149ZM161 124H163V122H162ZM172 124H173V123H172ZM188 124H191V123H188ZM226 124H227V123H226ZM228 124H229V123H228ZM230 124H231V123H230ZM237 124H239V123H237ZM243 124H242V125H243ZM259 124H260V123H259ZM16 125H17V124H16ZM110 125H111V123H110ZM145 125H146V124H145ZM145 125H143V126H145ZM147 125H148V124H147ZM165 125H166V124H165ZM165 125H163V126H165ZM168 125H169V124H168ZM199 125H201V124H199ZM199 125H198V126H199ZM205 125H207V124H205ZM211 125H213V124H211ZM214 125H216V124H214ZM220 125H221V123H220ZM256 125H257V124H256ZM261 125H262V122H261ZM21 126H22V125H21ZM31 126H32V125H31ZM31 126H29V127H31ZM99 126H101V125H99ZM107 126H108V125H107ZM116 126H117V125H116ZM159 126H160V125H159ZM166 126H167V125H166ZM173 126H174V125H173ZM198 126H197V127H198ZM202 126H203V124H202L200 127H202ZM225 126H226V125H225ZM225 126H224V127H225ZM228 126H232V124H231V125H228ZM238 126H241V125H238ZM245 126H248V131H249V125L246 124ZM245 126H244V127H245ZM262 126H263V125H262ZM18 127H19V125H18ZM26 127H27V125H26ZM104 127H105V126H104ZM112 127H113V126H112ZM130 127H131V129H132V125H131ZM130 127H127L126 125H125V127L123 126L124 129H126V128H130ZM134 127H136V126H134ZM134 127H133V128H134ZM151 127H152V126H151ZM151 127L148 126V129H147V130L149 131V128H151ZM153 127H154V126H153ZM155 127H156V126H155ZM157 127H158V126H157ZM169 127H171V125H170ZM192 127H193V125H192ZM210 127H211V126H210ZM32 128H33V127H32ZM34 128H35V127H34ZM98 128H99V127H98ZM123 128H122V129H123ZM136 128H139L138 125H137ZM160 128H161V126H160ZM163 128H164V127H163ZM166 128H167V127H166ZM173 128H174V127H173ZM178 128H179V127H178ZM182 128H183V127H182ZM188 128H189V125H188V126H185L184 129H182V131L180 132L181 134L178 133V134H180V136H179L180 138L178 139V141L180 142V144H181V143H184V144H185V143H187V142H188V143H191V141L189 142V140H190V139H189V138H190V132L187 130ZM202 128H203V127H202ZM204 128H205V127H204ZM204 128H203V129H204ZM212 128H214V126H213ZM222 128H223V127H222ZM227 128H228V127H227ZM233 128H234V127H233ZM21 129H22V128H21ZM93 129H94V128H93ZM96 129H97V128H96ZM106 129L108 130L109 127H108V128L106 127L105 130H106ZM110 129H111V128H110ZM110 129H109V130H110ZM113 129H114V128H113ZM116 129H118V128H116ZM145 129H146V127H145ZM158 129H159V128H158ZM171 129H172V127H171ZM176 129H177V128H176ZM197 129H198V128H196V130H197ZM199 129H200V128H199ZM205 129H206V128H205ZM215 129H217V128H215ZM229 129H230V128H229ZM240 129L243 130V128H240ZM256 129H257V128H256ZM256 129H255V130H256ZM10 130H11V129H10ZM13 130H14V128H13ZM16 130H17V128H15V131H16ZM23 130H24V129H23ZM29 130H30V129H29ZM91 130H92V129H91ZM101 130H103V128H102ZM111 130H112V129H111ZM118 130H119V129H118ZM118 130H117V131H118ZM134 130H135V128H134ZM140 130H141V129H140ZM147 130H145V131L148 132ZM164 130H166V129H164ZM164 130H163V132H164ZM168 130H169V129H168ZM172 130H173V129H172ZM201 130H202V129H201ZM213 130H214V129H213ZM217 130H218V129H217ZM234 130H236V129L234 128ZM234 130H232V131H234ZM251 130H252V129H251ZM255 130H254V131H255ZM263 130H264V129H263ZM18 131H19V130H18ZM98 131H99V129H98ZM103 131H104V130H103ZM113 131H114V130H113ZM113 131H111V132H112L111 135H112V134H115V133H113ZM124 131H125V130H124ZM130 131H131V130H130ZM132 131H133V130H132ZM141 131H143V130H141ZM152 131H153V130H152ZM156 131H157V129H156ZM156 131H155V134H157V132H158V134H159V131H157V132H156ZM161 131H162V128H161ZM169 131H170V132H169ZM169 131H168V132L171 133V130H169ZM177 131H178V130H177ZM177 131H176V133H177ZM179 131H180V129H179ZM179 131H178V132H179ZM194 131H195V130L193 129V133H194ZM202 131H203V130H202ZM218 131H220V130H218ZM227 131H228V130H227ZM245 131H246V130H245ZM248 131H247V132H248ZM261 131H262V130H261ZM16 132H17V131H16ZM99 132H100V131H99ZM99 132H96V133H99ZM104 132H105V131H104ZM108 132H109V131H108ZM121 132H122V131H121ZM136 132H137V130H136ZM146 132H145V133H146ZM150 132H151V130H150ZM150 132H148V133H150ZM166 132H167V131H166ZM191 132H192V131H191ZM197 132H198V131H197ZM200 132H201V131H200ZM222 132H223V129H222ZM235 132H238V131H234V133H235ZM240 132H241V130H240ZM249 132H250V131H249ZM100 133H101V132H100ZM109 133H110V132H109ZM122 133H124V132H122ZM122 133H119V134L117 133V134H118V135H121ZM129 133H130V132H128V134H129ZM140 133H141V132H140ZM169 133H167V134H169ZM195 133H196V131H195ZM205 133H206V132H205ZM205 133H204V134H205ZM217 133H219V132H217ZM228 133L231 134L230 130H229ZM232 133H233V132H232ZM234 133H233V134H234ZM251 133H252V132H251ZM258 133H260V132H258ZM262 133H263V132H262ZM12 134H14V133H12ZM16 134H17V133H16ZM16 134H15V135H16ZM87 134H88V133H87ZM107 134H108V133H107ZM126 134H127V133H126ZM128 134H127V135H128ZM131 134H134V133L131 132ZM131 134H129V135H131ZM161 134H163V133H161ZM165 134H166V133H165ZM191 134H192V133H191ZM200 134H202V133H200ZM200 134H199V135H200ZM206 134H208V132H207ZM213 134H214V133H213ZM215 134H216V133H215ZM224 134H225V130H224ZM239 134H240V133H238V137H239ZM0 135H1V134H0ZM18 135H19V134H18ZM92 135H93V133H92ZM104 135H106V133H105ZM122 135H123V134H122ZM149 135H152V134H149ZM159 135H160V134H159ZM159 135H158V137H159ZM172 135L174 136V134H172ZM172 135H171V136H172ZM194 135H195V134H194ZM226 135H227V134H226ZM249 135H250V133H249ZM249 135H246V136H249ZM252 135H254V134H252ZM255 135H256V134H255ZM260 135H261V133H260ZM30 136H31V134H30ZM95 136H96V134H95ZM112 136H113V135H112ZM115 136H116V135H114V137H115ZM134 136H135V135H134ZM142 136H143V135H142ZM156 136H157V135H156ZM164 136H165V135H164ZM169 136H170V135H169ZM173 136H172V137H173ZM196 136H198V133H196L195 137H196ZM205 136H206V135H205ZM212 136H213V135H212ZM217 136H218V135H217ZM222 136H223V135H222ZM232 136H233V135H232ZM234 136H235V134H234ZM246 136H245V138H246ZM257 136H258V135H257ZM261 136H264V135H261ZM117 137H118V136H117ZM130 137H131V136H130ZM135 137H136V136H135ZM137 137H139V136L137 135ZM137 137H136V138H137ZM143 137H146V134H145V136H143ZM143 137L141 138V136H140V138H141L142 140H143ZM147 137H148V135H147ZM150 137H151V136H150ZM152 137H154V136H152ZM158 137H157V139H158ZM172 137H171V138H172ZM200 137H201V136H200ZM200 137H198V138H200ZM242 137H243V136H242ZM253 137H254V136H252V138H253ZM115 138H116V137H115ZM124 138H125V137H124ZM136 138H135V139H136ZM167 138H168V136H167ZM174 138H176V137H174ZM196 138H197V137H196ZM202 138H203V137H202ZM206 138H208V137L206 136ZM235 138H236V137H235ZM245 138H244V139H245ZM250 138H251V137H250ZM250 138H248V139L250 140ZM262 138H263V137H262ZM126 139H127V138H126ZM126 139H125V140H126ZM141 139H140V140H141ZM159 139H160V138H159ZM159 139H158V142L161 141V139H160V140H159ZM162 139H163V136H162ZM165 139H166V137H165ZM193 139H194V138H193V134H192V140H193ZM208 139H209V138H208ZM212 139H213V137H212ZM224 139H225V137H224L222 140H224ZM258 139H259V136H258ZM122 140H123V139H122ZM122 140L120 139V140H118V141L121 142ZM136 140H137V139H136ZM136 140H135V141H136ZM140 140H138V141H140ZM145 140H146V139H144L143 141H145ZM167 140H168V139H167ZM169 140H170V139H169ZM173 140H174V139H173ZM194 140H195V139H194ZM194 140H193V141H194ZM198 140H199V139H198ZM206 140H207V139H206ZM210 140H211V139H210ZM210 140H209V141H210ZM217 140H218V138H217ZM217 140H216V141H217ZM225 140H226V139H225ZM228 140H229V139H228ZM228 140H227V141H228ZM232 140H234V139H232ZM232 140H231V141H232ZM237 140H238V139H237ZM260 140H261V139H260ZM133 141H134V140H133ZM178 141L176 142V140H174V141H172V143H171V142H170V143L168 142L167 144L165 143V145H164L163 147L166 148V149H165V151H163V152L160 151V154H159V155H161V154L165 155V154H167V152H169V151H177V150L179 151V149H178V145H179ZM214 141H215V140H214ZM229 141H230V140H229ZM242 141H243V140H242ZM255 141H256V139L254 140V142H255ZM131 142H132V139H131ZM131 142H129V143H131ZM145 142H146V141H145ZM195 142H197V140H196ZM195 142H194V143H195ZM201 142H203V141H201ZM220 142H221V141H220ZM224 142H225V141H224ZM234 142H235V141H234ZM240 142H241V141H239L238 143H240ZM252 142H253V139H252ZM252 142L249 141V143H252ZM256 142H257V141H256ZM132 143H133V142H132ZM153 143H154V142H152V144H153ZM217 143H218V142H216V144H217ZM231 143H232V142H231ZM235 143H236V142H235ZM235 143H233V144L235 145ZM238 143H236V145H237ZM139 144H140V143H139ZM184 144H182V145H184ZM191 144L193 145V142H192ZM197 144H199V143H197ZM203 144H206V142L203 143ZM203 144H202V145H203ZM213 144H215V142H214ZM220 144L222 145V143H220ZM252 144H253V143H252ZM258 144H260V143H258ZM258 144H257V145H258ZM4 145H5V144H4ZM127 145H128V144H127ZM143 145H144V144H142V146H143ZM186 145H187V144H186ZM194 145L196 146V143H195ZM194 145H193V146H194ZM206 145H207V146H206ZM206 145H205V147H208V146H209L208 143H207ZM223 145L225 146L226 144H223ZM227 145L230 147L231 144H230V145L227 144ZM241 145H243V144L241 143ZM253 145H254V144H253ZM139 146H140V145H139ZM147 146L150 147L151 144H150V145H147ZM147 146H146V149L148 148ZM159 146H160V148H161V144H159ZM159 146H157V148H159ZM195 146H194V148H195ZM243 146H244V145H243ZM250 146H251V144H250ZM130 147H131V145H130ZM135 147H136V146H135ZM135 147H134V148H135ZM151 147H152V146H151ZM154 147H155V146H154ZM182 147H183V146H182ZM198 147H199V146H198ZM205 147H203V148H205ZM210 147H211V146H210ZM212 147H213V146H212ZM226 147H227V146H226ZM237 147H238V148H241V147H239V146H237ZM237 147H236V148H237ZM246 147H247V146H246ZM255 147H256V146H255ZM255 147H253V148L255 149ZM201 148H202V146H201ZM215 148H216V146L214 147V149H215ZM222 148H223V146H222ZM236 148H235V149H236ZM139 149H140V148H139ZM139 149H138V151H141V149H140V150H139ZM144 149H145V147H144ZM146 149H145V153H146V152H149V151H146ZM148 149L151 150L152 148H148ZM183 149H185V147H184ZM212 149H213V148H212ZM224 149H225V148H224ZM226 149H227V148H226ZM248 149H250V148L248 147ZM257 149H258V148H257ZM134 150H135V149H134ZM142 150H143V149H142ZM154 150H155V149H153V152H154ZM201 150H202V149H201ZM208 150H209V149H208ZM215 150H216V149H215ZM222 150H223V149H221V152H222ZM227 150H228V149H227ZM245 150H246V149H245ZM252 150H253V149H251V151H252ZM258 150H259V149H258ZM182 151H183V150H182ZM186 151H187V150H186ZM189 151H191V150H189ZM192 151L195 152L194 149H193ZM202 151H203V150H202ZM232 151H233V150H232ZM243 151H244V150H243ZM243 151H242V152H243ZM143 152H144V151H143ZM150 152H151V151H150ZM150 152H149V154H150ZM157 152H158V151H157ZM161 152H162V153H161ZM187 152H188V151H187ZM198 152H200V154H201V151H200V150H199ZM204 152H205V151H204ZM208 152H209V151H207L206 153H208ZM210 152H212V151H210ZM215 152H216V151H215ZM223 152H224V151H223ZM227 152H228V151H227ZM236 152H237V149H236ZM248 152H249V151H248ZM255 152H256V151H255ZM259 152H260V151H259ZM259 152H257V153H259ZM137 153H138V152H137ZM212 153H213V152H212ZM218 153H219V152H217V154H218ZM225 153H226V152H225ZM231 153H232V152H231ZM238 153H239V152H238ZM243 153H244V152H243ZM245 153H246V152H245ZM245 153H244V154H245ZM253 153H254V151H253ZM262 153H263V152H262ZM134 154H135V155H134L135 157H138V155H139V154H138V155L136 156V153H134ZM171 154H172V153H171ZM181 154H182V152L180 153V155H181ZM200 154H199V155H200ZM260 154H261V153H259V155H260ZM147 155H148V153H147ZM168 155H169V154H168ZM178 155H179V154H178ZM178 155H177V156H178ZM180 155H179V156H180ZM191 155H192V153H191ZM196 155H197V154H196ZM209 155H212V154H209ZM209 155H208V156H209ZM219 155H221V154H219ZM225 155H227V154H224V156H225ZM228 155H229V153H228ZM236 155H237V154H236ZM238 155H240V153H239ZM242 155H243V154H241V156H242ZM250 155H251V154H250ZM250 155H249V156H250ZM253 155H255V153H254ZM257 155H258V154H257ZM259 155H258V156H259ZM131 156H132V155H131ZM134 156H133V157H134ZM139 156H140V155H139ZM143 156H144V155H143ZM145 156H146V155H145ZM153 156H154V155H153ZM161 156H162V155H161ZM174 156H175V154H174ZM174 156H172V157H174ZM177 156H176V157H177ZM181 156H183V155H181ZM189 156H190V155H189ZM204 156H207V155H204ZM204 156H202V157H204ZM208 156H207V157H208ZM212 156H213V155H212ZM221 156H222V155H221ZM221 156H219V157H221ZM241 156H240V157H241ZM261 156H262V155H261ZM141 157H142V156H141ZM158 157H159V156H158ZM165 157H166V155H165ZM167 157H168V156H167ZM167 157H166V160H167V159L170 160V159H169L170 156H169L168 158H167ZM226 157H227V156H225V158H226ZM233 157H234V155H233ZM263 157H264V154H263ZM142 158H147V157H142ZM185 158H187V157H185ZM189 158L191 159V157H189ZM193 158H194V157H193ZM222 158H223V157H222ZM222 158H221V159L219 158V159L222 160ZM229 158H231V157H229ZM261 158H262V157H261ZM261 158L258 157V159H261ZM132 159H133V158H132ZM153 159H154V158H153ZM173 159H174V158H173ZM175 159H176V158H175ZM177 159H178V158H177ZM180 159H181V158H180ZM183 159H184V158H182L181 160H183ZM202 159H203V158H202ZM207 159H208V158H207ZM211 159H212V158H211ZM211 159H210V160H211ZM214 159H215V158H214ZM217 159H218V157H217ZM223 159H224V158H223ZM130 160H131V159H130ZM141 160H142V159H141ZM143 160H144V159H143ZM147 160H148V159H147ZM163 160H164V159H163ZM188 160H189V159H188ZM194 160H196V159H194ZM197 160H198V159H197ZM203 160H205V159H203ZM203 160H202V161H203ZM229 160H230V159H229ZM231 160H234V159H231ZM154 161H155V159H154ZM156 161H161V160H160V159H159V160L157 159ZM178 161H179V160H178ZM206 161H207V160H206ZM216 161H217V160H216ZM141 162H142V161H141ZM143 162H146V161H143ZM147 162L149 163V161H147ZM147 162H146V163H147ZM151 162H153V161L151 160ZM151 162H150V164H151ZM163 162H164V161H162L161 163L163 164ZM174 162H175V161H174ZM182 162H183V161H180V163H182ZM185 162H186V161H184V163H185ZM187 162H188V161H187ZM194 162H195V161H194ZM196 162L199 163L200 161H196ZM208 162H209V161H207V163H208ZM220 162H221V161H220ZM146 163H145V164H146ZM148 163H147V165H149ZM175 163H176V162H175ZM177 163H178V162H177ZM180 163H179V164H180ZM192 163H193V162H192ZM203 163H205V161H204ZM211 163H213L212 160H211ZM211 163H210V164H211ZM214 163H215V162H214ZM214 163H213V164H214ZM139 164H140V163H139ZM157 164H158V163H157ZM169 164H170V163H169ZM171 164H172V163H171ZM179 164H178L177 166H179ZM189 164H191V161L189 162ZM219 164H221V163H219ZM258 164H259V163H258ZM261 164H262V162H261ZM79 165H80V164H79ZM160 165H161V164H160ZM163 165H164V164H163ZM166 165H167V164H166ZM166 165H165V166H166ZM184 165H185V164H184ZM187 165H188V163H187ZM194 165H196V164H194ZM194 165H191V166H194ZM199 165H200V164H199ZM202 165H203V164H202ZM206 165H207V164H205V166H206ZM223 165H224V163H223ZM225 165H226V163H225ZM81 166H82V165H81ZM144 166H146V165H144ZM165 166H161V167H165ZM177 166H176V167H177ZM227 166H229V165L227 164ZM263 166H264V165H263ZM83 167L85 168V166H83ZM146 167H147V166H146ZM146 167H144V168L146 169ZM151 167H152V165H150V168H151ZM158 167H159V164H158ZM172 167H173V166H172ZM179 167H181V166H179ZM179 167H178V169H179ZM196 167H197V166H196ZM200 167H201V166H200ZM210 167H211V165H210ZM215 167H216V166H215ZM215 167H214V169L216 170ZM221 167H223V166H221ZM225 167H226V166H225ZM232 167H233V166H232ZM86 168H87V167H86ZM153 168L155 169V167H153ZM190 168H192V167H190ZM206 168H207V167H205V169H206ZM211 168L213 169V167H211ZM217 168H219V166H218ZM227 168H228V167H227ZM87 169H88V168H87ZM87 169H86V170H87ZM145 169H144V170H145ZM148 169H149V168H148ZM156 169H157V167H156ZM156 169H155V170H156ZM158 169H159V168H158ZM167 169H168V167H167ZM173 169H174V168H173ZM173 169H172V170H173ZM188 169H189V168H188ZM193 169H194V168H193ZM195 169H198V168H195ZM195 169H194V170H195ZM200 169L203 170L202 168H200ZM207 169H209V168H207ZM221 169H222V168H221ZM174 170H175V169H174ZM176 170H177V169H176ZM176 170H175V171H176ZM180 170H181V169H180ZM189 170H190V169H189ZM210 170H211V169H210ZM210 170H208V171H210ZM230 170H231V169H230ZM151 171L154 172V170H151ZM178 171H179V170H178ZM183 171H184V170H183ZM191 171H192V170H191ZM198 171H199V170H198ZM213 171H214V170H213ZM221 171H222V170H221ZM226 171H227V170L225 169V172H226ZM257 171H258V170H257ZM149 172H150V169H149ZM153 172H152V173H153ZM155 172H156V171H155ZM159 172H160V171H159ZM181 172H182V170H181ZM185 172H186V171H185ZM187 172H188V170H187ZM201 172H202V171H201ZM203 172H204V171H203ZM205 172H206V171H205ZM205 172H204V173H205ZM222 172H223V171H222ZM144 173H145V172H144ZM150 173H151V172H150ZM168 173H169V172H168ZM170 173H171V172H170ZM170 173H169V174H170ZM219 173H220V172H219ZM147 174H148V173H147ZM159 174H161V173H159ZM174 174H177V172L174 173ZM178 174L180 175V173H178ZM209 174H210V172H209L208 174H206L207 176H205V177L208 178V175H209ZM153 175H154V174H153ZM164 175H166V171H165ZM147 176H148V175H147ZM150 176L153 178L152 174H151V175L149 174V177H150ZM156 176H158V175H156ZM156 176H155V177H156ZM160 176H161V175H160ZM175 176L177 177V175H175ZM182 176H183V175H182ZM182 176H181V178H182ZM203 176H204V175H203ZM209 176H210V175H209ZM218 176H219V175H218ZM220 176H221V175H220ZM155 177H154V178H155ZM173 177H174V176H173ZM184 177H185V175H184ZM184 177H183V178H184ZM210 177H212V176H210ZM162 178H163V177H162ZM174 178H175V177H174ZM178 178H179V176H178ZM218 178H219V177H218ZM220 178H221V177H220ZM222 178H223V177H222ZM157 179H159V178H157ZM213 179H214V178H213ZM150 180H152V179H150ZM155 180H156V179H155ZM178 180H179V179H178ZM248 180H250V179H248ZM210 181H211V179L209 180V182H210ZM222 181H225V180L222 179ZM248 182H249V181H248ZM256 182H257V181H256ZM211 183H212V182H211ZM211 183H210V185H211ZM215 183H216V182H215ZM218 183H220V181H219ZM222 183H224V182H222ZM213 184H214V181H213ZM248 184H249V186H250V183H247V185H248ZM254 184H255V183H254ZM256 184H257V183H256ZM256 184H255V185H256ZM221 185H222V184H221ZM252 185H253V184H252ZM257 185H258V184H257ZM261 185H262V184H261ZM261 185H259L258 187H260ZM206 186H208V185H206ZM211 186H213V185H211ZM222 186L224 187V184H223ZM222 186H221V187H222ZM262 186H263V185H262ZM83 187H84V186H83ZM204 187H205V186H204ZM214 187H215V186H214ZM219 187H220V186H219ZM241 187H242V186H241ZM246 187H247V186H246ZM224 188H226V187H224ZM80 189H82V188H80ZM88 189H89V187H88ZM236 189H237V188H236ZM238 189H239V188H238ZM245 189H247V188H245ZM249 189H250V188L248 187V190H249ZM83 190H84V189H82V191H83ZM118 190H119V189H118ZM203 190H204V188H203ZM207 190H208V189H207ZM209 190H210V189H209ZM219 190H222V188L219 189ZM223 190H227V189H223ZM241 190H242V189H241ZM241 190H240V191H241ZM248 190H247V191H248ZM251 190L254 191L253 187L251 188ZM86 191H87V190H86ZM86 191H85V193H86ZM213 191H214V189H213ZM261 191H262V189H261ZM87 192H88V191H87ZM154 192H155V191H154ZM204 192H205V191H204ZM210 192H211V191H209V193H210ZM214 192H215V191H214ZM217 192H218V191H217ZM226 192H227V191H226ZM238 192H239V191H238ZM238 192H237V193H238ZM241 192H242V191H241ZM243 192L245 193V190H244ZM255 192H256V191H255ZM255 192H254V193H255ZM258 192H260V190L257 191L256 194H257ZM151 193H152V192H151ZM177 193H178V192H177ZM206 193H207V192H206ZM83 194H84V193H83ZM92 194H93V193H92ZM153 194H154V193H153ZM207 194H208V193H207ZM219 194H220V195H221V194L224 195V193H220V192H219ZM247 194H248V193H247ZM249 194H250V193H249ZM258 194H259V193H258ZM99 195H100V194H99ZM154 195H155V194H154ZM176 195H178V194H176ZM179 195H180V194H179ZM209 195H211V194H209ZM241 195H242V193H241ZM251 195H252V194H251ZM133 196L135 197V195H133ZM137 196H138V195H137ZM202 196H204V195H202ZM224 196H225V195H224ZM224 196H222V197H224ZM229 196H230V195H229ZM247 196H248V195H247ZM253 196H254V195H253ZM206 197H207V196H206ZM225 197H227V196H225ZM257 197H258V196H257ZM135 198H136V197H135ZM141 198H142V197H141ZM146 198H147V197H146ZM199 198H200V197H198V199H199ZM202 198H203V197H202ZM202 198H200V200H198V201H199V204L202 203V200H203ZM227 198H228V197H227ZM227 198H226V199H227ZM236 198H237V197H236ZM250 198H251V197H250ZM137 199H138V198H137ZM259 199H260V198H259ZM261 199H262V198H261ZM130 200H131V199H130ZM227 200H228V199H227ZM136 201H137V200H136ZM200 201H201V202H200ZM229 201H230V198H229ZM231 202L234 203V202H236V201L233 202V200H232ZM259 202H260V201H259ZM259 202H258V203H259ZM130 203H131V202H130ZM133 203H134V201H133ZM188 203H189V202H188ZM195 203H196V202H195ZM232 203H230V205H231ZM186 204H187V203H186ZM197 204H198V202H197ZM235 204H236V203H235ZM259 204H260V203H259ZM188 205H189V204H188ZM188 205H187L186 207H189ZM193 205H194V204H193ZM201 205H202V204H201ZM239 205H241V204H239ZM252 205H253V204H252ZM257 205H258V204H257ZM261 205H263V203H261ZM137 206H138V205H137ZM202 206H203V205H202ZM231 206H232V205H231ZM231 206H230V207L227 206V207H229V208L232 209ZM244 206H245V205H244ZM244 206H243V208H245ZM254 206H256V205H254ZM119 207H120V206H119ZM121 207H122V206H121ZM128 207H129V206H128ZM257 207H258V206H257ZM130 208L132 209L133 207H130ZM194 208H196V206H195ZM262 208H263V207H262ZM115 209H116V208H115ZM124 209H125V208H124ZM124 209L122 208V210H121V211L119 210V211H120L121 214H125V215H126L125 211H127V210H124ZM128 209H129V208H128ZM201 209H204V208H201ZM201 209H200V210H201ZM206 209H207V208H206ZM235 209H237V208L235 207ZM238 209H239V207H238ZM196 210H197V209H196ZM245 210H246V208H245ZM250 210L253 211L254 209L251 208ZM255 210H256V209H255ZM262 210H263V209H262ZM131 211H132V210H130V212H131ZM191 211H192V210H191ZM197 211H198V210H197ZM205 211H206V210H205ZM235 211H236V210H235ZM237 211H238V210H237ZM240 211H241V210H240ZM240 211H239V212H240ZM115 212H117V211L115 210ZM127 212H128V211H127ZM192 212H193V211H192ZM216 212H217V211H216ZM254 212H255V211H254ZM257 212H259V210H257ZM193 213H194V212H193ZM203 213H204V212H203ZM203 213H202V214H203ZM236 213H237V212H236ZM247 213H248V212H247ZM255 213H256V212H255ZM255 213H254V214H255ZM121 214H120V215H121ZM131 214H132V212H131ZM134 214H135V213H134ZM191 214H192V213H191ZM219 214H220V212L218 213V216H219ZM120 215H119V216H120ZM127 215H130V214L127 213ZM127 215H126V218L123 217V219L126 220V219H127ZM193 215H194V214H193ZM215 215H217V214H215ZM221 215H222V214H221ZM237 215H238V214H237ZM237 215H236V216H237ZM123 216H124V215H123ZM212 216H213V215H212ZM222 216H223V215H222ZM253 216H254V215H253ZM2 217H3V216H2ZM128 217L130 218L131 216H128ZM204 217H206V216H204ZM207 217H208V216H207ZM197 218H198V217H197ZM208 218H209V217H208ZM223 218H224V217H223ZM252 218H253V217H252ZM0 219H1V218H0ZM114 219H116V217L113 218V221H115ZM118 219H119V218H118ZM205 219H206V218H205ZM211 219H214V218L211 217ZM219 219H220V218H219ZM236 219H237V218H236ZM249 219H251V218H249ZM119 220H122V219L120 218ZM125 220H122V221H125ZM172 220H173V219H172ZM203 220H204V219H203ZM206 220H207V219H206ZM217 220H218V219H217ZM2 221H4L3 218H2ZM170 221H171V220H170ZM208 221H209V220H208ZM220 221H221V220H220ZM237 221H238V220H236V222H237ZM246 221H247V220H246ZM249 221H250V220H249ZM210 222H211V221H210ZM214 222H215V221H214ZM224 222H225V221H224ZM224 222H223V223H224ZM228 222H229V221H228ZM230 222H231V221H230ZM239 222H240V221H239ZM1 223H3V222H1ZM113 223H115V222H113ZM208 223H209V222H208ZM215 223L217 224V222H215ZM219 223H220L219 225H222V226H223V224H221V222H219ZM225 223H226V222H225ZM225 223H224V224H225ZM231 223H232V222H231ZM231 223H230V225H231ZM125 224H129V223L127 222V223H125ZM212 224H213V223H212ZM227 224H228V223H227ZM234 224H235V223H234ZM0 225H1V224H0ZM100 225H101V224H100ZM130 225H131V224H130ZM237 225H238V223H237ZM237 225H235V226H233V227H232V225H231L230 227H232V228H230L229 230H227L226 228H221V229H223V232H222V233L225 234V232H226V234L224 235V237L222 236L223 239H222L221 241L219 240V241H220V244H222V245L219 246V247H221V249H223L222 246H224V247L227 246V247L230 249V251L227 252V253L225 252V254L220 255V256H218L217 258H213V259H211V258H209V257L207 256V257H206V258H207V261L204 262V263H200V264H264V247H263V245H261V246L259 245L260 247H258V246H256V245H255L254 247H253V246L250 247V245H254V244H253V241L256 242V241L259 240L258 238H264V214L257 213V214H256V218L253 220V223H251V224L249 223V225H250L249 228H250V227H252V228L255 227V229H252V228H251L252 231L248 229V226H245V227H246V232H245L246 234H245V236L243 235V233H241L242 236H241L240 238H237V239H239V240L241 239L240 243H239V242H236V243H239V244L241 245V247H240V246L236 247L235 245H234L235 247L233 246V244H235V243H233V241H234L233 239H235V238L237 237V234H239V233H237V230H236V229H238V228H237ZM1 226H3V225H1ZM98 226H99V225H98ZM112 226H113V224H112ZM224 226H225V227H228L226 224H225ZM127 227H128V226H127ZM217 227H219V226H217ZM228 228H229V227H228ZM96 229H99V228H96ZM96 229H95V230H96ZM115 229H116V232H117L118 235H119L118 238H114V237H112V236H111V237H112V238H111L106 230H104L103 233L98 234V236H97V239L99 240V247H100V248L102 247V249L104 248V250H101V251H105V253H107V254H109V255L112 254V252H111L112 249H113V253H114V248L117 249V248L120 246L121 242H122L125 238H126V240L130 241L132 238H134V237L136 236V233H133V232H135L134 230L127 229L126 227H125V228H124V227H121L120 224L117 223V221H116V223H115ZM182 229L184 230V228H182ZM182 229H180V230L182 231ZM190 229H191V228H190ZM216 229H217V228H216ZM216 229H215V230H216ZM100 230H101V229H100ZM211 230H212V229H211ZM213 230H214V229H213ZM215 230H214V231H215ZM132 231H133V232H132ZM201 231H202V230H201ZM201 231H200V232H201ZM217 231H218V229H217ZM219 231H220V229H219ZM219 231H218V232H219ZM231 231H232V236L234 235V238H233L232 236L229 235V234L231 233ZM93 232H94V231H93ZM196 232H197V231H196ZM196 232H194V233H196ZM212 232H213V231H211V233H212ZM234 232H235V233H234ZM99 233H100V232H99ZM181 233H182V232H181ZM181 233H180V235H181ZM186 233H187V232H186ZM186 233L184 232V234H186ZM194 233H193V235H194ZM202 233H203V231H202ZM213 233H214V232H213ZM219 233H220V232H219ZM222 233H221V234H222ZM236 233H237V234H236ZM184 234H183V235H184ZM191 234H192V233H191ZM207 234L209 235L210 233H207ZM112 235H113V234H112ZM114 235H115V234H114ZM196 235H197V234H196ZM201 235H202V234H201ZM203 235H204V234H203ZM211 235H212V234H211ZM216 235H217V233H216ZM222 235H223V234H222ZM88 236H89V234H88ZM220 236H221V235H220ZM229 236H230V237H229ZM0 237H1V235H0ZM184 237H186V236H184ZM192 237H193V236H192ZM194 237H195V235H194ZM200 237H201V236H200ZM209 237H210V236H209ZM209 237H208V238H209ZM213 237H214V235H213ZM215 237H218V236H215ZM123 238H124V239H123ZM206 238H207V237H206ZM206 238H205V239H206ZM208 238H207V239H208ZM210 238H211V237H210ZM182 239H183V237H182ZM190 239H191V237H190ZM220 239H221V238H220ZM257 239H258V240H257ZM180 240H181V239H180ZM183 240H185V239H183ZM183 240L181 241L182 244H183ZM188 240H189V239H188ZM201 240H202V239H201ZM239 240H238V241H239ZM261 240H262V239H261ZM189 241H190V240H189ZM203 241L206 242L205 240H203ZM203 241H202V244L204 243ZM236 241H237V240H236ZM263 241H264V240H263ZM0 242H1V240H0ZM109 242H111V244H112L113 247H114V248H113V247L110 248L111 250L108 249L109 247H106V244L108 243V245H109ZM192 242H193V241H192ZM199 242H201L200 239H199ZM215 242H216V240H215ZM173 243H174V242H173ZM188 243H189V242H188ZM241 243H243V244H241ZM174 244H175V243H174ZM182 244H181V245H182ZM202 244H201V245H202ZM218 244H219V243H218ZM108 245H107V246H108ZM112 245H111V246H112ZM178 245H179V244H178ZM189 245H190V244H189ZM191 245H192L193 247L195 246V244H194V245L191 244ZM212 245H213V244H212ZM214 245H215V244H214ZM216 245H217V244H216ZM205 246H206V245H205ZM232 246H233V247H232ZM87 247H88V246H87ZM187 247H191V246H187ZM197 247H198V244H197ZM197 247H196V249H197ZM207 247H209V249H208V248H205V249H207V250H210V251H211V250L213 249V247H212V249H210L211 245H210V246L208 245ZM88 248H90V247H88ZM88 248L85 249L87 252H88ZM199 248H200V247H198V249H199ZM215 248H216V246H215ZM215 248H214V249H215ZM200 249H201V248H200ZM202 249H204V248H202ZM214 249H213V250H214ZM217 249H218V248H217ZM217 249H215V250H217ZM226 249H227V248H226ZM226 249H224V250H226ZM257 249H258V250H257ZM81 250H82V249H81ZM81 250H80V251H81ZM90 250H91V248H90ZM92 250H93V249H92ZM92 250H91V251H92ZM94 250L96 251V249H94ZM190 250L193 251V248L190 249ZM194 250H195V248H194ZM213 250H212V251H213ZM215 250H214V251H215ZM218 250H220V249H218ZM256 250H257V251H256ZM86 251H85V252L82 251V252L84 253V256H85V254H86ZM97 251H98V250H97ZM196 251H197V250H196ZM220 251H221V250H220ZM226 251H227V250H226ZM261 251H262L263 253H262V254L259 253V256H258V255L256 254V252H261ZM93 252H94V251H93ZM93 252H92V253H93ZM201 252H202V253H199V252H196V253H198V254H203V253H204L202 250H201ZM205 252L207 253V251H205ZM208 252H209V251H208ZM90 253H91V252H90ZM98 253H99V252H98ZM100 253H102V252H100ZM192 253H193V252H192ZM212 253H213V252H212ZM216 253H219V252H216ZM93 254H94V253H93ZM93 254H92V257H93V256L96 257V258H93V262L95 263V262L99 261V260H97V261L94 260V259H97V256H98L99 254H98L97 256H95V255H93ZM96 254H97V253H96ZM204 254H205V253H204ZM210 254H211V253H210ZM82 255H83V254H82ZM88 255H89V253H88ZM100 255H101V254H100ZM103 255H106V254H103ZM103 255H102V256H103ZM206 255H208V253H207ZM84 256H83V258H84ZM204 256H205V255H204ZM215 256H217V254H216ZM87 257H88V256H87ZM87 257H86V258H87ZM211 257H212V256H211ZM80 258H81V256H80ZM102 258H103V257H101V259H102ZM106 258H107V257H106ZM84 259H85V258H84ZM88 259H89V258H88ZM90 259H91V258H90ZM99 259H100V258H99ZM101 259H100V260H101ZM104 260H105V261H103V262L100 261V262H102V264H104L105 262L108 263V262L112 261L110 258H107V259H104ZM204 260H205V259H204ZM202 261H203V260H202ZM197 262H198V261H197ZM197 262H196V264H197ZM94 263H93V264H94ZM193 263H195V262H193ZM193 263H191V264H193ZM84 264H85V263H84ZM95 264H96V263H95ZM110 264H114V263H110Z\"/></svg>", "mask_w": 264, "mask_h": 264}]
</instances>
